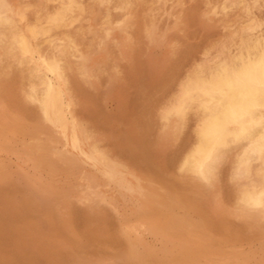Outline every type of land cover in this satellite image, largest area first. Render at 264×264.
Here are the masks:
<instances>
[{"label":"rangeland","instance_id":"374dc122","mask_svg":"<svg viewBox=\"0 0 264 264\" xmlns=\"http://www.w3.org/2000/svg\"><path fill=\"white\" fill-rule=\"evenodd\" d=\"M26 0L25 2L26 3H30L32 6L30 8V10L34 9L36 6L35 5H38V3H40V0H30L28 1ZM33 1V2H32ZM38 1V3H37ZM80 5H81V11H79L75 17V19H73L69 24L66 25V27H62L60 28V33L63 34L60 35V33H56V36L55 37L58 39V38H66L64 39V43H67V42H71L70 44L75 46L76 49L78 50H75L73 53L75 54H71L70 57H69V63L67 64V67L65 69V72H64V76H65V79H68L66 80V83H68V92L70 94V97L71 99L76 102H74V113L78 119V121H80V123L83 125H86L84 126L85 129H89V131L86 129L87 133L89 134L90 137V140L94 139V141H90L92 143V145L94 146V148L99 151L101 154L105 155L107 158L109 159H115V160H118L120 159L121 162L124 160H126L125 162L127 163V159L129 160L128 163H131V165H133V167L137 170H139V167H143V166H146V167H151L152 163L153 162H157V160H160V161H163V158L165 160V158H167V151H164L163 148H160L159 147H156L155 149L154 148H150V144H149V141L151 140L150 137L153 135V131H152V127L154 126V123H159L162 122V120H164V110L165 108L168 106L167 103H169L170 99L169 98H172L173 95H175L176 91H177V87L178 85L180 84V81L181 83L183 81H186L187 80V77L188 75L190 76L191 75V72L192 74L193 73H198L200 72V68L202 67H206V65H211V64H214L216 63L217 61L220 60L221 58V54L219 52V50L221 49H225L229 52H233V50L235 51L237 45L241 42V40L243 38H245L244 36V33H242V31L244 30H247L248 28H250L251 26H258V28H261L262 30H253L254 32V35L255 36V31L256 32H262L264 31V3L262 0H254V2H252L253 0H241L239 3H237V1L235 0H209L210 2L208 3V0H149V1H144V0H140L139 1H136V0H129L131 1V3H129L127 5V8L125 7H122V5L120 4H123L122 2L124 0H110V3L109 5L106 7L105 4H103V2L101 1H98V0H78ZM119 1V2H118ZM121 1V2H120ZM132 1H135L136 3H132ZM143 1V2H142ZM167 1H169L170 3H168ZM202 1V2H201ZM204 1V2H203ZM214 1V2H213ZM218 1V2H217ZM220 1V2H219ZM88 2V3H87ZM91 4H90V3ZM99 2V3H97ZM151 2V4L149 5V3ZM156 2V3H155ZM172 2V3H171ZM197 2V3H196ZM201 2V3H200ZM217 2V3H215ZM244 2V4L242 3ZM251 2V3H250ZM87 3V4H86ZM95 5H92L94 4ZM115 8L117 9V11H115L116 9L113 8L114 6ZM116 3V4H115ZM147 5L145 6L144 5ZM148 3V4H147ZM202 5V6H200ZM233 6H231L230 5ZM260 3V4H259ZM97 4V5H96ZM103 4V5H102ZM133 4V5H132ZM138 4V5H137ZM141 4V6H140ZM156 4V5H155ZM187 4V5H186ZM208 4V5H207ZM228 4V5H227ZM34 5V6H33ZM131 5V6H130ZM144 5V6H143ZM161 5V7H160ZM192 5V6H191ZM212 5V6H210ZM244 5V6H243ZM247 5V6H246ZM255 5V6H254ZM263 5V6H262ZM84 6H86L84 8ZM88 6V7H87ZM91 6V7H89ZM111 6H113L111 8ZM129 6V7H128ZM132 6L134 9H132ZM154 6V7H153ZM166 6V7H165ZM174 6V7H173ZM196 6V7H194ZM197 6L199 8H197ZM206 6V8H205ZM217 6V7H216ZM230 6V7H229ZM234 6H235V9H234ZM239 6V7H238ZM260 6V7H259ZM51 9H52V6H50ZM83 7V9H82ZM110 7V8H109ZM117 7H121L120 8H117ZM140 7V8H139ZM146 7V8H145ZM152 7L155 9L153 11ZM168 7V8H167ZM179 7V8H178ZM191 7V8H190ZM250 7V8H249ZM94 8V9H93ZM97 8V9H96ZM101 8V10H100ZM103 8V9H102ZM123 8V9H122ZM190 10H189V9ZM194 8V9H193ZM197 8V10H195ZM208 8V9H207ZM210 8V9H209ZM214 8V9H213ZM225 8V9H224ZM233 8V10H231ZM241 12H240V10ZM257 8V10L255 9ZM263 8V9H262ZM86 9V10H85ZM89 9V10H88ZM100 11H99V10ZM125 9V10H124ZM137 9V11H136ZM142 9V10H141ZM151 9V10H150ZM173 9V10H171ZM176 9H178V11H176ZM221 9V10H220ZM110 10V12H109ZM112 10H113V13H112ZM189 10V11H187ZM194 10V11H192ZM202 10V12H201ZM205 10V11H204ZM207 10V11H206ZM224 10V11H223ZM237 10V11H236ZM90 11V12H89ZM92 11V12H91ZM102 11V13H101ZM123 11V12H122ZM128 11V12H127ZM160 11V12H159ZM166 11V12H165ZM173 11V12H172ZM210 11V12H208ZM231 11V12H230ZM252 11V12H251ZM83 12V13H82ZM84 12H85V15H84ZM98 12V13H97ZM127 12V13H126ZM181 12V13H180ZM191 12V13H189ZM193 12V14H192ZM197 14H196V13ZM199 12V13H198ZM206 12V13H205ZM214 14V15H209V14ZM222 14H221V13ZM230 12V13H229ZM258 12V13H257ZM32 12H30L29 16L31 17ZM82 13V15H80ZM87 13V14H86ZM111 13V14H110ZM116 13V14H115ZM124 13V14H123ZM139 13V14H138ZM142 13V14H141ZM154 13V14H152ZM162 13V14H161ZM173 13V14H172ZM177 13V14H176ZM180 13V14H179ZM189 13V14H188ZM218 15H217V14ZM223 13H225V15L223 16ZM232 13V14H231ZM243 13V15H242ZM108 14V15H107ZM110 14V16H109ZM122 16H120V15ZM127 14V15H126ZM150 14V15H148ZM172 14V15H171ZM182 14V15H181ZM226 14L229 16H226ZM98 15V16H97ZM104 15V16H103ZM144 15V16H143ZM152 15V16H151ZM157 15V16H156ZM161 15V16H160ZM164 17H163V16ZM189 15V17H187ZM192 15H195V18L194 16L191 18L190 16ZM220 15V16H219ZM234 15V16H233ZM249 15V16H248ZM260 15V16H259ZM81 16V17H79ZM83 16H85L83 18ZM88 16V17H87ZM138 16V17H137ZM148 16V17H147ZM150 16V17H149ZM154 16V17H153ZM170 16V17H168ZM181 16V17H180ZM245 16H247V18H244ZM97 17L98 20H97ZM119 17V19H118ZM144 17V18H143ZM153 17V18H152ZM156 17V18H155ZM183 17V18H182ZM211 17V18H210ZM214 17V18H213ZM220 17V18H219ZM232 17V18H231ZM79 18V19H78ZM83 18V19H82ZM88 20H87V19ZM90 18V19H89ZM109 18V22H106L105 20ZM129 18V19H128ZM135 18V19H134ZM152 20H151V19ZM158 18V19H157ZM169 18V19H168ZM174 18V19H173ZM177 18V20H176ZM185 18V19H184ZM194 19L192 20L193 22H191V20L189 19ZM201 18V19H199ZM203 18V19H202ZM207 18V19H206ZM219 18V19H218ZM228 18L230 20H228ZM100 19V20H99ZM104 20V24L103 25V20ZM122 19V20H121ZM146 19V20H145ZM205 19V20H204ZM226 19V20H225ZM83 20V21H82ZM121 20V21H120ZM133 20V21H131ZM138 20V21H137ZM142 20V21H141ZM155 22H154V21ZM158 20V21H157ZM160 20V21H159ZM163 20V21H162ZM170 20V21H169ZM189 20V21H188ZM198 20V21H197ZM220 20V21H219ZM222 20V21H221ZM231 20H232V24H231ZM234 20V21H233ZM238 20V21H237ZM263 20V21H262ZM81 21V22H80ZM87 23H85V22ZM99 21V23L97 24V22ZM120 21V23H119ZM140 21V22H139ZM147 21V22H146ZM172 21V22H171ZM197 21V23H196ZM201 21V22H200ZM229 21V22H228ZM237 21V22H236ZM248 21H250L248 24H246ZM251 21L253 22V24L251 23ZM262 21V23H261ZM92 22V23H91ZM116 25H114V23ZM117 22V23H116ZM134 22V23H133ZM167 22V23H166ZM195 22V24H194ZM227 22V24H226ZM82 23V25H81ZM109 26H108V24ZM112 23V24H111ZM131 23V24H130ZM133 23V24H132ZM159 23V24H158ZM163 23V24H162ZM169 23H172L169 24ZM189 23H191V25H189ZM199 23V24H198ZM216 23V24H215ZM237 23V25H236ZM245 25H243V24ZM255 23V24H254ZM119 24V25H118ZM139 24V25H137ZM142 24V25H141ZM179 24V25H178ZM181 24V25H180ZM197 24V25H196ZM207 24V25H206ZM219 24V25H218ZM234 24V26H233ZM263 24V25H262ZM81 25V26H80ZM88 25V26H87ZM97 25V26H96ZM100 25V26H99ZM111 25V26H110ZM114 25V26H113ZM137 25V26H136ZM144 25V26H143ZM159 25V26H158ZM171 25V26H170ZM210 25V27H209ZM229 25V26H228ZM67 26L69 27V30L67 28ZM126 26V27H125ZM167 26V27H166ZM177 26H178V29H177ZM194 26V27H193ZM202 26V27H201ZM205 26V27H204ZM208 26V27H207ZM236 26V27H235ZM242 26V28H241ZM83 27V28H82ZM137 27V28H135ZM139 27V28H138ZM141 27V28H140ZM144 27L146 29H144ZM148 27V28H147ZM153 27V28H152ZM180 27V28H179ZM212 27V28H211ZM241 29H240V28ZM245 27V28H244ZM85 28V29H84ZM87 28V29H86ZM105 28V29H104ZM111 30H110V29ZM114 28V29H113ZM119 28V30L117 29ZM129 28V29H128ZM206 28V29H204ZM208 28V29H207ZM226 28V29H225ZM228 28V29H227ZM237 28V29H236ZM61 29L63 32H61ZM84 29V30H83ZM92 29V30H91ZM99 29V30H97ZM122 29H124L122 31ZM138 29V30H137ZM143 29V31H142ZM163 29V30H162ZM174 29V30H173ZM181 29V30H180ZM203 29V30H202ZM216 29V30H214ZM224 29V30H223ZM232 29V30H231ZM73 30V31H71ZM116 32H115V31ZM133 33H132V31ZM141 32H137V31ZM176 30V31H175ZM179 30V31H178ZM193 30V31H192ZM195 30V31H194ZM210 30V32H209ZM229 30V31H228ZM236 30V31H235ZM65 31H69V34L68 32L66 33ZM79 31V33H78ZM85 31V32H83ZM113 31V33H112ZM122 31V32H121ZM128 31V32H127ZM168 31V33L166 32ZM173 33H172V32ZM183 31V32H182ZM214 31V32H213ZM220 31V32H219ZM228 31V32H227ZM231 31V32H230ZM233 31V32H232ZM241 33H240V32ZM82 32L84 34H82ZM112 34H111V33ZM124 32V33H123ZM129 32H131L132 34H130ZM136 32V33H135ZM156 32V34L154 33ZM171 32V33H169ZM201 32V33H200ZM207 32V33H206ZM213 32V33H212ZM215 32H217V34H215ZM236 34H235V33ZM66 33V34H65ZM71 33V34H70ZM78 33V35H77ZM89 33V34H88ZM94 33L95 35L98 34V36H91L90 34ZM110 33V34H109ZM135 33V34H134ZM167 33V34H166ZM189 33V34H188ZM195 33V34H194ZM204 33V34H203ZM238 33V34H237ZM240 33V34H239ZM73 34V35H72ZM75 34V35H74ZM84 35V36H81L80 35ZM109 34V35H108ZM117 37H114L116 36ZM130 34V35H129ZM137 34V35H136ZM140 34V35H139ZM168 36H166V35ZM174 34V35H173ZM178 36H175L177 35ZM183 34V35H182ZM222 34V36H221ZM224 34V35H223ZM70 35V36H69ZM131 36V38L129 36ZM135 35V36H134ZM200 35V36H199ZM218 35V36H217ZM230 35V36H229ZM232 35V37H231ZM74 36V38H73ZM76 36V37H75ZM102 36V37H101ZM107 36V37H106ZM134 36V37H133ZM144 36V37H143ZM146 36V38H145ZM173 36V37H172ZM208 36V39L207 37ZM86 37V38H85ZM89 37V38H87ZM92 37V38H91ZM109 37V38H108ZM128 39H127V38ZM142 38L141 40H139L138 38ZM155 37V38H154ZM188 37V38H187ZM195 39H194V38ZM211 39H210V38ZM217 37V40L216 38ZM231 37V38H230ZM236 37V38H235ZM68 38V39H67ZM73 38V39H72ZM85 38V39H83ZM94 38H95V41H94ZM120 38V39H119ZM125 38V39H124ZM144 38V39H143ZM151 38V39H150ZM164 38V39H163ZM167 38V39H165ZM180 38V39H179ZM184 38V39H183ZM186 38V39H185ZM220 38V39H218ZM61 39V40H63ZM100 39V41H99ZM105 39V40H104ZM117 39V41H116ZM133 39V40H132ZM137 39V40H136ZM161 39V40H160ZM224 39V40H223ZM240 39V40H239ZM66 40V41H65ZM88 40V41H87ZM128 40V41H126ZM139 40V41H138ZM146 40V41H145ZM164 40V41H163ZM170 40V41H169ZM190 40V41H189ZM216 40V41H215ZM76 41V43H75ZM79 41V42H78ZM94 41V42H93ZM117 43L115 44L114 43ZM133 41V42H132ZM148 41L150 43H148ZM153 43H152V42ZM160 41V42H158ZM166 41V44L164 43ZM186 41V42H185ZM212 41V42H211ZM233 41V42H231ZM238 41V42H236ZM73 42V43H72ZM85 42V43H83ZM101 42V43H100ZM103 42V43H102ZM127 42V43H126ZM130 42V43H128ZM137 42V44H136ZM157 44H156V43ZM180 42V44H179ZM190 42V43H188ZM192 42V43H191ZM216 42V43H214ZM218 42V43H217ZM226 42V43H225ZM81 43V44H80ZM90 43V44H89ZM140 43V45H139ZM183 43V44H182ZM188 43V45H187ZM228 43V44H227ZM77 44V45H76ZM79 44V45H78ZM88 44V45H87ZM102 44V45H101ZM122 45L120 47V45ZM124 44H126V48L124 47ZM150 44V46L148 45ZM168 44V45H167ZM172 44V45H170ZM209 44V45H208ZM81 45V46H80ZM95 47H94V46ZM97 45V46H96ZM101 45V46H100ZM130 45V46H129ZM137 45V46H136ZM178 45V46H177ZM182 46L183 47H179V46ZM185 45V46H184ZM193 45V46H192ZM203 45V46H202ZM78 46H80L78 48ZM147 46V47H145ZM156 46V47H155ZM158 46V47H157ZM164 46V48L162 47ZM169 46V47H168ZM214 46V47H212ZM217 48H216V47ZM229 46V47H228ZM236 46V47H235ZM44 49L46 51V53H48L49 51L51 52V50L49 49L48 46L44 45L43 46ZM87 49H86V48ZM103 47V48H102ZM117 47V49H116ZM119 47V48H118ZM138 49H137V48ZM172 47V48H170ZM204 47V48H203ZM219 47V48H218ZM48 48V49H47ZM80 48H82L81 50V53H80ZM89 48V50H88ZM95 48V50L93 49ZM98 48V50H97ZM102 48V49H101ZM110 48V49H109ZM134 48V49H133ZM148 48V49H147ZM174 48V49H173ZM177 48V49H176ZM181 48V49H180ZM184 48V49H183ZM197 50V51H194V49ZM214 48V49H213ZM221 48V49H220ZM109 51H108V50ZM115 49V50H113ZM152 49V50H151ZM172 49V50H171ZM207 49V50H205ZM86 50L88 52H86ZM97 50V51H96ZM102 50V51H101ZM113 50V51H112ZM119 50V51H118ZM146 50V51H145ZM163 50V51H162ZM171 50V51H170ZM177 50V51H176ZM179 50V51H178ZM200 50V51H199ZM204 52H203V51ZM72 51V50H71ZM92 51V52H91ZM117 52L116 55H114V53L112 52ZM122 51V52H121ZM124 51V52H123ZM131 51V52H130ZM134 51V52H133ZM168 51V53H167ZM211 53H210V52ZM49 52V53H50ZM88 53L87 55L85 54ZM103 52V53H102ZM111 52V53H110ZM120 54H119V53ZM133 52V53H132ZM136 52V53H135ZM176 52H179L180 54H177ZM203 52V53H201ZM208 52V53H206ZM48 53V54H49ZM83 53V55H82ZM96 53V54H95ZM108 53V54H107ZM124 53H126L124 55ZM130 53V54H129ZM132 53V55H131ZM164 53V54H163ZM176 53V54H175ZM195 53V54H194ZM214 53V54H213ZM52 54V53H50ZM49 54V55H50ZM85 54V55H84ZM128 54V55H127ZM139 54V55H138ZM166 54V55H165ZM182 54V55H181ZM189 54V56H188ZM89 55V56H88ZM135 55V56H133ZM144 55V56H143ZM164 57H163V56ZM200 55V56H199ZM202 55V56H201ZM210 55V56H209ZM73 58H72V57ZM101 56V57H100ZM127 56V57H126ZM172 56V57H171ZM77 57V59H76ZM83 57V58H82ZM85 57V59H84ZM86 57L88 59H86ZM108 57H111L108 58ZM116 57V58H115ZM119 57V58H118ZM158 57V58H157ZM167 57V58H165ZM191 59H190V58ZM199 57V58H197ZM201 57V59H200ZM92 60H91V59ZM113 58V59H112ZM118 58V59H117ZM124 58V59H123ZM126 58V59H125ZM181 58V59H180ZM196 58V59H195ZM76 62H75V60ZM109 61H108V60ZM129 59V60H128ZM177 59V60H176ZM199 59V60H197ZM71 60V62H70ZM79 60V61H77ZM81 60V61H80ZM87 60V61H86ZM89 60V61H88ZM96 60V61H95ZM107 60V61H106ZM113 60V61H112ZM122 60V61H121ZM124 60V61H123ZM128 60V61H126ZM136 62H135V61ZM157 60V61H156ZM170 60V61H169ZM176 60V61H175ZM1 61V59H0ZM84 61H86L84 63ZM99 61V62H98ZM132 61V62H130ZM142 61V62H141ZM195 61V62H194ZM113 64H111V63ZM122 62V63H121ZM128 62V63H127ZM134 62V63H133ZM169 62V63H168ZM171 62H174V63H171ZM176 62V63H175ZM185 62V63H184ZM78 63V65H76ZM81 63V64H80ZM102 63V64H100ZM108 63L107 65H104ZM119 63V64H118ZM121 63V64H120ZM125 63V64H124ZM130 63V64H129ZM167 63V64H166ZM71 64V65H70ZM74 64V65H73ZM97 64V65H95ZM98 64H99V67H98ZM115 64L117 65V67L115 66ZM132 64H134L132 66ZM159 64V65H158ZM169 64V65H168ZM95 65V66H94ZM171 65V66H170ZM16 65H13L11 64V68L10 65H6L5 67H0V127L2 128L1 132H2V136H1V140H0V190H2V192L0 191V199L3 198V197H6L3 198L5 199L4 203H3V200L1 199V202H0V215L3 217H0V229L2 231H4L3 229H7L8 232H10L9 235H12L11 236H8V232H2L0 230V238H1V241H0V254H1V257L5 259V261H3L2 263L3 264H63L64 262H66L67 264H79V262L81 261L80 264H85L86 262H89V263H86V264H133V263H130L131 260H129L127 258V255H126V245L124 244V242L122 240H120V237H119V231H120V228H121V225L122 223H124L125 221H127V218L128 216L130 215L131 216V211H132V207L131 206H135L136 205V200L135 198L131 197V198H124L123 196V193H122V190L120 188H118V186L115 184V183H112V182H109L107 181V177L103 174V172L101 171V168H99V166L97 165H94L96 167H87V164H83L79 162H73V161H70L68 160L67 158L69 156H72L70 155L68 152H67V147H65L66 145L63 143L64 140L61 139L60 137H58L56 135L55 132L52 131V129H50V125L41 119V116L40 114L38 113V108H37V105L35 106L34 103H32L28 98H27V95H26V88H25V84L23 82V84L21 83L20 85V82L23 81L24 77H25V73H27L25 70L22 71V69H16L15 68ZM74 66V67H73ZM77 66V67H76ZM92 66V67H91ZM101 66V69H99ZM107 66V67H106ZM119 66V67H118ZM125 68H123V67ZM127 66V67H126ZM135 67V69H132ZM169 66V67H168ZM188 66V67H187ZM10 67V68H9ZM18 67V66H17ZM78 69H76V68ZM81 67V68H79ZM96 67V68H95ZM108 67H109V70H108ZM121 67V68H120ZM89 68V69H88ZM95 68V69H94ZM119 69V73H118V69ZM181 68V69H180ZM195 68V69H194ZM2 69V70H1ZM15 69V70H14ZM72 69V71H71ZM94 69V70H93ZM98 69V70H97ZM117 69V70H116ZM124 69V70H123ZM176 69V70H175ZM191 69V71H190ZM193 69V70H192ZM198 69V70H197ZM7 70V71H6ZM67 70V71H66ZM76 70V71H75ZM92 70V71H91ZM100 70V71H99ZM101 70L103 71L101 73ZM107 70V71H106ZM114 70V71H112ZM121 70V71H120ZM127 70H129L130 72H128ZM132 70V71H131ZM186 70V71H185ZM4 71V72H3ZM11 71L12 74H9ZM22 71V72H21ZM90 71V72H89ZM116 71V72H115ZM165 71V72H164ZM7 72V73H6ZM72 72V73H71ZM83 72V73H82ZM88 72V74H87ZM101 75H100V73ZM178 72L180 74H178ZM188 74H187V73ZM3 73V74H2ZM20 73V74H19ZM77 73V74H76ZM93 75H91V74ZM97 73V74H96ZM116 73V75H115ZM125 73V74H124ZM162 73V74H161ZM183 73V74H182ZM8 74V77L7 75ZM16 75L15 77H17L16 79H14V75ZM19 74V75H18ZM23 74V75H22ZM81 74V75H79ZM106 74V75H105ZM111 75L109 77V75ZM161 74V75H160ZM6 75V76H5ZM12 75V76H10ZM122 75V76H121ZM134 75V76H133ZM76 76V77H75ZM81 76V77H80ZM83 76V78H82ZM96 76V77H94ZM124 76V77H123ZM161 76V77H160ZM183 76V78H182ZM187 76V77H186ZM23 77V78H21ZM80 77V79H79ZM101 77L103 79H101ZM106 77V78H105ZM121 80H120V78ZM145 77V78H143ZM163 77V78H162ZM8 78V80L6 79ZM10 78V79H9ZM20 78V79H19ZM76 78V79H75ZM119 78V79H118ZM147 78V79H146ZM162 78V79H161ZM182 78V79H181ZM83 79V80H82ZM94 79V80H93ZM97 79V80H96ZM184 79V80H183ZM84 81V82H81ZM151 82H150V81ZM171 80V81H170ZM5 81V82H4ZM71 81V82H70ZM99 81V83H97ZM135 81V82H134ZM149 81V82H148ZM163 81V82H162ZM170 81V82H169ZM12 82V83H11ZM14 82V83H13ZM138 82V83H137ZM145 82V84L143 83ZM154 82V84H153ZM179 82V83H178ZM11 83V84H10ZM19 83V84H18ZM77 83V84H76ZM152 83V85H151ZM178 83V84H177ZM4 86H3V85ZM86 84V85H85ZM93 84V85H92ZM137 84V87L136 89H140V87H143L139 90L140 92L138 91H135V86ZM139 84V85H138ZM143 84V85H142ZM2 85V87H1ZM72 85V86H71ZM79 85V86H78ZM91 85V86H90ZM99 85V86H98ZM150 85V88H148V86ZM10 86V87H9ZM18 86V88L16 87ZM20 86V87H19ZM146 86H147V89H146ZM164 86V87H163ZM177 86V87H176ZM5 87V88H4ZM8 87V89H7ZM70 87V88H69ZM75 87V88H74ZM88 87V88H87ZM90 87H92L90 89ZM166 87V88H165ZM171 87V88H170ZM174 87V88H173ZM5 89V93L3 92V90ZM73 88H74V91H73ZM152 88V89H151ZM155 88V89H154ZM158 88V89H156ZM165 88V90H164ZM12 89V90H10ZM17 89V90H16ZM162 89V90H161ZM176 91H175V90ZM25 90V91H24ZM70 90V91H69ZM145 92H144V91ZM154 90L157 92H153ZM158 90V91H157ZM80 91V92H79ZM86 91V92H85ZM151 91V92H150ZM171 91V92H170ZM13 92V94H12ZM71 92V93H70ZM84 92V93H83ZM161 94L159 95L158 94ZM161 92V93H160ZM24 93V95H23ZM150 93V94H149ZM162 93L164 96H162ZM168 93V94H167ZM170 93V95H169ZM173 93V95H172ZM5 94V95H4ZM72 94V95H71ZM87 94V95H86ZM140 94V95H139ZM145 94V95H144ZM152 94V96H151ZM166 94V95H165ZM10 95V96H9ZM74 95V96H73ZM139 97H138V96ZM158 96V98L156 96ZM9 96V97H8ZM73 96V98H72ZM77 96V97H76ZM144 96V97H143ZM162 96V97H161ZM169 96V97H168ZM2 97V98H1ZM9 99H8V98ZM14 97V98H13ZM15 97L17 98V101H15ZM76 97V98H75ZM135 97V98H133ZM137 97L139 98V100L137 99ZM143 97L144 100H141ZM146 97V98H145ZM154 97V98H153ZM4 98V99H3ZM12 98V99H11ZM149 98V99H148ZM152 98V100L150 101V99ZM157 98V100H156ZM162 98H165V99H162ZM78 101H77V100ZM84 99H85V102H84ZM88 99V100H87ZM147 99V103L144 102L145 100ZM160 99V100H159ZM2 100L4 101L2 102ZM23 100V101H22ZM26 100V102H25ZM127 100V101H125ZM135 101L134 103L132 102L131 104V101ZM162 100V102H161ZM167 100V101H165ZM15 101V102H14ZM20 101V102H19ZM81 101H83L85 104H83ZM140 101V102H139ZM7 102V103H6ZM13 102V103H12ZM130 104H129V103ZM143 102V103H142ZM155 104H154V103ZM161 102V103H159ZM24 103V104H23ZM127 103V104H126ZM139 103V104H137ZM140 103L143 104V107L141 106L140 107ZM18 104V105H17ZM83 104V105H82ZM126 104V105H125ZM166 104V105H165ZM17 105V106H16ZM29 105V106H27ZM32 105V106H30ZM82 107H81V106ZM131 105V106H130ZM135 105V106H134ZM147 106V109L144 110L145 106ZM156 105V106H155ZM161 105V106H160ZM5 108H4V107ZM7 106H9L8 108H6ZM127 106V110L126 107ZM134 106V107H133ZM150 106V107H149ZM161 108H160V107ZM28 107V108H27ZM31 107V108H30ZM79 107V108H77ZM122 107V108H121ZM125 107V109H124ZM14 108V109H13ZM17 110H16V109ZM36 108V110H35ZM121 108V109H120ZM132 108V110H131ZM143 108V109H141ZM149 108V109H148ZM157 108V109H156ZM31 109V110H30ZM78 109V110H77ZM89 109V110H88ZM136 109V111H135ZM144 111L145 113L142 115V111ZM155 109V110H154ZM160 109V110H158ZM3 110V111H2ZM8 112V114L4 111ZM9 110V111H8ZM15 112V114H13V112ZM26 110V111H25ZM149 110V111H147ZM18 111V112H17ZM22 111V112H21ZM89 111V112H87ZM127 111V112H126ZM130 111V112H128ZM135 113H133V112ZM160 113H158V112ZM31 112V114H30ZM91 112V113H90ZM132 112V113H131ZM139 112V113H138ZM151 112V114L149 113ZM29 114V116H27V114ZM78 113H80L78 115ZM93 113V114H92ZM95 113V114H94ZM122 113V114H121ZM129 113V114H127ZM138 113V114H137ZM8 116L9 118H7L6 116ZM20 114V116H19ZM34 114V115H33ZM36 114V115H35ZM85 114V115H84ZM90 114V115H89ZM121 114V115H120ZM134 114V115H132ZM137 114V115H136ZM156 114V116L154 117V115ZM78 115V116H77ZM94 115V116H93ZM117 115V116H116ZM126 115V116H125ZM129 115V116H128ZM132 115V116H131ZM148 115H151L152 117L148 116ZM161 115V116H160ZM5 118H4V117ZM80 116V117H79ZM85 116V117H84ZM137 116V117H136ZM140 116V117H139ZM144 116V117H143ZM89 117V118H88ZM94 117V118H93ZM136 117V118H134ZM139 117V118H138ZM147 117V118H146ZM150 119H149V118ZM22 121H21V119ZM33 120L32 123H31V119ZM133 118V119H132ZM27 119V120H26ZM87 119V120H86ZM95 119V120H93ZM97 119H98V123H97ZM104 119V120H103ZM141 119H142V122H141ZM161 119V120H160ZM8 120V121H7ZM30 120V121H28ZM92 120V121H91ZM135 120V121H134ZM11 121V122H10ZM37 121H40L37 122ZM82 121V122H81ZM94 121V122H93ZM132 121V122H131ZM137 121V122H136ZM140 121V122H139ZM148 122V125H147V122ZM151 121V122H149ZM6 122V123H5ZM21 122V123H20ZM27 124H25V123ZM36 122V123H35ZM134 122V123H133ZM139 122V124H138ZM18 123V124H17ZM92 123V124H91ZM95 126H94V124ZM102 123V124H101ZM25 124V125H24ZM29 124V125H28ZM32 124V125H31ZM37 124V125H35ZM44 124V125H42ZM100 124V125H99ZM111 124V127H108L110 126ZM114 124V125H113ZM137 124V125H136ZM141 124H143L141 127H139ZM4 125V126H3ZM28 127H27V126ZM91 125L93 127H91ZM106 125V126H105ZM146 125V126H144ZM41 128H39V127ZM49 126V127H48ZM98 126V127H97ZM116 126V127H115ZM132 126V127H131ZM23 127V128H22ZM143 127V128H142ZM145 127V128H144ZM10 128V130H9ZM29 128H30V131H29ZM35 128V129H33ZM37 128V129H36ZM47 128V129H46ZM100 128V129H99ZM129 128V129H128ZM133 128V129H132ZM142 128V129H141ZM15 129V130H14ZM44 129V130H43ZM49 129V130H48ZM92 129L94 132L95 135H91L93 134L92 132ZM95 129V130H94ZM97 129V131H96ZM108 129V130H107ZM138 131H135L137 130ZM146 129V130H145ZM20 130V132H19ZM25 132H24V131ZM36 130V131H35ZM43 130V131H42ZM102 130V131H101ZM114 130V131H113ZM116 130V131H115ZM126 130V131H125ZM129 130V131H127ZM6 131V132H5ZM11 131V132H10ZM29 131V132H28ZM32 131V132H31ZM41 131V132H40ZM45 131V132H44ZM49 131V133L47 134V132ZM92 133H91V132ZM106 131V132H104ZM108 131V132H107ZM131 131V134L130 133H126V132H130ZM142 131V132H141ZM144 131H145V134H144ZM4 132V133H3ZM31 132V134H30ZM100 132V133H99ZM135 134H133V133ZM137 132V133H136ZM147 132V133H146ZM103 133V134H102ZM123 133V134H122ZM27 134L29 136H27ZM36 134V135H34ZM51 134V135H50ZM111 134V135H110ZM125 134V135H124ZM137 134V135H136ZM143 134V135H142ZM12 135V137H11ZM17 135V136H16ZM23 135V136H21ZM25 135V138H23ZM39 135V136H38ZM47 135V137H46ZM53 135V136H52ZM54 135H56L54 137ZM117 135V136H116ZM132 135H135L133 136L132 138ZM146 135V137H145ZM33 136V137H32ZM38 136V137H37ZM41 136V138H40ZM99 136V137H98ZM130 136V137H129ZM3 137V138H2ZM26 137H29V138H26ZM45 137V138H44ZM59 138V141H61V143H59L58 139ZM105 137V138H104ZM128 139H127V138ZM135 137V138H134ZM12 138V139H10ZM17 138V139H16ZM38 138V139H37ZM99 138V140H98ZM31 139V141H30ZM48 139H51L50 141ZM145 139V140H144ZM3 140V142H2ZM19 140V141H17ZM27 140V141H26ZM46 140V141H45ZM55 140V141H54ZM125 140V141H124ZM130 140V141H129ZM133 140V141H132ZM135 140V141H134ZM138 142H137V141ZM141 140V141H140ZM6 141H7V144H6ZM22 141V142H21ZM100 143H99V142ZM135 143L134 147H133V143ZM140 141V143H139ZM144 141V142H143ZM30 142V143H29ZM34 142V143H33ZM45 142V143H44ZM55 142V144H54ZM125 142V143H124ZM6 145H5V144ZM21 143V144H20ZM36 143V144H35ZM122 143V144H121ZM137 143V144H136ZM147 143V144H146ZM34 144V145H32ZM46 144V145H45ZM53 144V145H52ZM59 144V145H57ZM19 145V147H18ZM25 145H29V146H32L33 148L36 149V152H35V156H36V160L38 161V163L40 164V167L38 169H35V168H32L30 162L28 161H25L24 160V154H23V151H24V147ZM120 145V146H119ZM123 145V147H121ZM127 145V147L125 146ZM137 145V147H136ZM147 145V146H146ZM11 146V147H10ZM41 148H40V147ZM45 146V148H44ZM50 146V147H49ZM57 146V147H56ZM139 146V148H138ZM23 147V148H22ZM98 147V148H96ZM114 147V148H112ZM117 147V148H116ZM119 147H121L119 149ZM136 147V148H135ZM65 148V150H64ZM128 148V149H126ZM47 149V150H46ZM58 149H59V152H58ZM62 149V150H61ZM109 149V150H108ZM146 149V150H145ZM16 150V151H15ZM42 150V151H41ZM54 150V151H52ZM108 150V151H107ZM117 153H116V151ZM121 152H119V151ZM126 152H125V151ZM135 152H133V151ZM139 150V151H138ZM142 150V151H141ZM149 152H148V151ZM20 154H19V152ZM38 151V152H37ZM57 151V152H56ZM104 151V152H103ZM132 152V154L130 152ZM155 151H158L160 154H155L154 152ZM163 151V152H162ZM46 152V153H45ZM106 152V153H105ZM124 152L126 154H124ZM129 152V153H128ZM165 152V153H164ZM4 153V154H3ZM6 153V154H5ZM39 155H38V154ZM48 153V155H47ZM56 153V154H55ZM65 153V154H64ZM111 154L110 156L107 155V154ZM139 153H141L139 155ZM149 155H148V154ZM154 153V154H153ZM162 153L163 154V158H162ZM12 154V155H11ZM118 155V156H115V155ZM135 154V155H133ZM138 154V155H137ZM8 155V156H7ZM10 155V156H9ZM61 157H59V156ZM121 155V156H120ZM129 155V156H128ZM131 155V156H130ZM142 155V156H141ZM157 155V159H156V156ZM166 155V156H165ZM7 156V158H5ZM21 156V157H20ZM52 156V157H51ZM123 156L124 158L126 159H123ZM128 156V157H127ZM137 157L138 160L133 157ZM148 156V157H147ZM152 156V157H151ZM41 157V158H40ZM51 157V158H50ZM58 157V158H57ZM113 157V158H112ZM146 157V158H145ZM154 157V159H153ZM2 158V159H1ZM5 158V159H4ZM23 158V159H22ZM57 158V160H56ZM118 158V159H117ZM123 160H122V159ZM40 159V160H39ZM132 159V160H131ZM145 161H143V160ZM2 160V161H1ZM16 160V161H15ZM43 162H42V161ZM52 160V161H51ZM60 160V161H59ZM142 160V161H140ZM150 160V161H148ZM7 161V162H6ZM23 161L24 164L22 163ZM73 162V163H69V162ZM119 161V160H118ZM138 161V162H137ZM12 162V163H11ZM17 162V163H16ZM50 162V163H49ZM54 162V163H53ZM61 162V163H60ZM68 162V163H66ZM120 162V161H119ZM122 162V163H123ZM141 164V166H137V163ZM152 162V163H151ZM66 163V165H65ZM150 163V164H149ZM11 164L10 166H12V168L8 165ZM16 164V165H15ZM18 164V165H17ZM29 164V165H28ZM138 164V165H139ZM146 164V165H145ZM24 167H23V166ZM28 165V166H26ZM76 165V166H75ZM30 166V168H29ZM50 166V167H49ZM55 166V168L53 167ZM59 166V167H57ZM7 169H6V168ZM17 167V168H16ZM57 167V168H56ZM65 167V169H64ZM24 168V170H23ZM28 168V169H27ZM44 168V169H43ZM52 168V169H51ZM73 168V169H72ZM76 168V169H75ZM83 168H85V170H83ZM87 168V169H86ZM94 168V169H93ZM52 171H51V170ZM63 169V170H62ZM72 169V170H71ZM80 169V170H79ZM91 169L93 172H91ZM96 169V170H95ZM3 170V171H2ZM16 172H13L15 171ZM38 172H37V171ZM49 170V171H48ZM67 170H70V171H67ZM78 170V171H77ZM82 170V171H81ZM3 173H2V172ZM9 171V172H8ZM30 171V172H29ZM42 171H45V177L43 178L44 176V172H41ZM74 171V172H73ZM81 171V172H80ZM90 171V172H88ZM98 171V172H97ZM101 171V172H100ZM12 172V173H11ZM34 172V173H33ZM69 172V173H68ZM7 173V174H6ZM26 173V174H25ZM36 173V174H35ZM71 173V175H70ZM77 173V174H76ZM79 173V174H78ZM82 173H84V176ZM87 173V174H86ZM90 173V174H89ZM95 173V174H94ZM99 173V174H98ZM6 174V175H5ZM9 174V175H8ZM53 174V175H52ZM76 174V175H75ZM98 176H97V175ZM15 175V176H13ZM37 175V176H36ZM43 175V176H42ZM67 175V177H66ZM96 175V176H95ZM13 176V177H12ZM29 176V177H27ZM57 176V177H56ZM91 176V177H89ZM101 176V177H100ZM9 177V179H8ZM17 177V178H15ZM84 177V179H82ZM3 182H2V180ZM23 178V179H22ZM49 178V179H47ZM55 178V180H54ZM75 180H74V179ZM79 178H80V181H79ZM91 178V180H90ZM99 178V179H98ZM104 178V179H103ZM230 178V172H226L225 174V179L223 181V184L221 185L222 188H220V190L216 193V191H213L212 193H206L205 190L202 188V187H196L193 188L192 187H189L187 186L185 188V191L183 192L184 194V197H189V199L187 200L185 198V202L188 204V206L190 207L189 209V213H188V217L193 219L195 218L199 212L202 211V209L204 210L205 212V215L208 216L207 219L210 221V227H208V234H209V237L212 239L213 241V245H212V248L209 250V251H198V252H195V253H198V254H194L192 252L193 255L187 260L188 262L187 263H184V264H199V262L201 264H264V218L263 217H260L261 216V212L259 211H256V212H252L250 214H248V217L246 215L244 216H241V215H236L235 218H234V215L235 214H227L225 215L224 217H222V221L221 222H218L216 221L217 220V217H216V214H217V210H218V207L220 206L219 205V201L218 199L220 198L221 199V203H227V205L230 204V206H227V207H236L238 208V206L241 207V204L239 201H236V198L235 196H237L239 190L236 186V184H232L230 183L228 180ZM8 181H7V180ZM26 179L29 183H26L27 181L24 180ZM37 179V181H36ZM46 179V180H45ZM62 179V181H60ZM72 181H70V180ZM97 179V180H96ZM39 180L41 182H39ZM43 180V181H42ZM47 180H50V181H47ZM54 180V181H53ZM101 180V181H99ZM169 179H167V181L165 180V183L169 186H171V183L168 181ZM7 181V182H5ZM19 181V182H18ZM21 181V182H20ZM26 181V182H24ZM85 181V182H84ZM36 182V184H35ZM48 182V183H47ZM76 182V183H75ZM93 182V185L92 183ZM100 182V183H99ZM104 182H107L104 184V187H103V183ZM6 185H5V184ZM20 185H18V184ZM25 184L26 188L28 187L30 189H25L24 185L22 184ZM64 184V185H61V184ZM67 183V184H66ZM73 183V184H72ZM84 183V184H83ZM87 183H90V184H87ZM109 183V184H108ZM53 184V185H51ZM84 186H83V185ZM98 186H97V185ZM228 184V185H227ZM5 186L7 188V190L9 191L7 193V196H6V192L7 190L5 191L4 189V194L3 195V186ZM9 185V186H8ZM34 185V186H33ZM58 185V186H57ZM61 185V187H60ZM69 185V186H68ZM97 187H96V186ZM2 186V187H1ZM78 186V188H77ZM90 186V187H89ZM92 186V189H90ZM95 186V188H94ZM113 186V187H112ZM236 186V187H235ZM35 191H34V189ZM70 189V191L67 189ZM71 187V188H70ZM73 187V188H72ZM87 187V188H86ZM103 187V188H102ZM106 187V188H105ZM109 187V188H108ZM117 187V188H115ZM190 188V191H189V188ZM36 188H38V190H36ZM82 188V189H81ZM85 188V189H83ZM90 190H89V189ZM105 188V189H104ZM112 188V189H111ZM188 188V189H187ZM192 188V189H191ZM11 189V190H9ZM24 189L26 190V192L24 191ZM33 189V190H31ZM42 191H40V190ZM64 189V190H63ZM73 189V190H72ZM102 189V190H101ZM104 189V190H103ZM109 189V191L107 190ZM20 190V191H19ZM67 190V191H66ZM85 193H84V191ZM236 190V192H235ZM19 191V193H18ZM24 191V192H23ZM34 191V193H33ZM75 191V192H74ZM77 191V192H76ZM102 191V192H101ZM108 191V192H107ZM12 192V193H11ZM80 192V193H79ZM91 192V193H90ZM96 192H99L101 195L103 194V196L105 198H114L113 200H115L114 202L111 201L110 203H113V204H108L107 201H103L102 203L99 202L96 206L95 204L96 203H93V199L95 197V194ZM104 192V193H103ZM107 192V194H106ZM196 192V193H195ZM11 193V194H10ZM23 193H27L26 196H24L25 194ZM28 193H32V194H28ZM37 195H36V194ZM41 193V195L39 194ZM76 193V194H75ZM111 193V194H110ZM114 195H113V194ZM193 193V194H192ZM219 193V195H218ZM222 193V194H221ZM20 194V195H19ZM22 194V195H21ZM47 194V195H46ZM50 194V195H48ZM63 194V195H62ZM66 194V195H65ZM72 194V197L70 196ZM75 194V195H74ZM90 196H89V195ZM110 194V196H109ZM187 194V196H186ZM191 194V195H190ZM17 195V196H16ZM54 195V196H53ZM59 195V196H58ZM65 195V196H64ZM87 195V196H86ZM190 195V196H189ZM9 196V197H8ZM12 196V197H11ZM22 196H24V198H22ZM47 196V197H46ZM58 196V197H57ZM64 196V197H63ZM74 196V197H73ZM76 196V197H75ZM81 196V198L79 197ZM114 196V197H113ZM118 196V198H117ZM207 196V197H206ZM229 196V197H228ZM26 197V198H25ZM36 197H40V200L39 198H36ZM79 197V198H78ZM89 197V198H87ZM91 197V198H90ZM116 197V198H115ZM204 197V198H203ZM210 197V198H209ZM19 198V199H18ZM31 198V200H30ZM34 198V199H33ZM62 198V199H61ZM69 198V199H68ZM71 198V199H70ZM84 198V200H83ZM133 198V199H132ZM197 198V199H196ZM209 198V200H208ZM213 198V199H212ZM225 198V200H224ZM228 198V199H227ZM235 198V199H234ZM22 199V200H21ZM26 199V200H25ZM33 199V200H32ZM52 199V201L50 200ZM59 199V200H57ZM66 199V201H65ZM72 199L76 200V201H79V202H76V201H72ZM91 199V200H90ZM118 199V200H117ZM125 199L127 200V202L125 201ZM191 199V200H190ZM219 199V200H220ZM46 200H48V205H47V202ZM61 200V201H60ZM68 200V201H67ZM120 200V201H119ZM194 200V201H193ZM9 201L11 202V204L9 203ZM13 201V203H12ZM26 201H29L28 204L27 202L25 203ZM31 201V202H30ZM42 204H41V202ZM44 201V202H43ZM86 201V202H85ZM233 201V203H231ZM236 201V202H235ZM24 202V203H23ZM54 204H52V203ZM56 202V203H55ZM208 202V203H206ZM3 203V204H1ZM23 203V204H22ZM30 203V204H29ZM51 203V204H50ZM64 203V204H62ZM90 203V204H89ZM107 203V204H106ZM13 204V206H12ZM15 204L16 206L18 204V206H21V208H18L15 207ZM27 204V205H26ZM45 204V205H44ZM60 204V205H59ZM81 204H84V205H81ZM104 204V205H103ZM127 204V205H126ZM192 204V205H191ZM194 204V206H193ZM208 204V205H207ZM213 204V205H211ZM6 205V206H5ZM9 205H11L9 207ZM24 205V206H23ZM34 207H32V206ZM53 205V206H52ZM57 207L55 208L54 207ZM62 205V206H61ZM102 205L104 207H102ZM210 205V206H209ZM235 205V206H234ZM4 206V208H2ZM23 206V207H22ZM27 206V207H26ZM29 206V207H28ZM41 206V207H40ZM52 206V207H51ZM93 206V207H92ZM94 206H96L94 208ZM101 206V208H100ZM113 208H118L117 210L116 209H113ZM115 206V207H114ZM117 206V207H116ZM193 206V207H192ZM206 206H208L206 208ZM9 207V208H8ZM13 207V208H12ZM14 207L16 209H14ZM86 207V208H85ZM88 207V208H87ZM108 209H106V208ZM130 209H129V208ZM196 207V208H195ZM7 208V209H6ZM11 208V210H10ZM26 208V209H24ZM30 208L31 210L29 211ZM43 208V209H42ZM53 208V209H51ZM63 208H65L63 210ZM71 208V209H70ZM77 210L76 212L73 213V211L75 209ZM84 208L86 210H84ZM92 208V209H91ZM96 208L99 210H96ZM102 210V209H104ZM216 208V210H215ZM22 209V210H21ZM36 209V210H35ZM41 209V210H40ZM46 209V210H44ZM56 209H58L59 211H55ZM70 209V210H69ZM88 209H91V210H88ZM95 209V210H94ZM101 209V210H100ZM200 211H199V210ZM210 211H208V210ZM7 210V211H6ZM19 210V211H18ZM24 210H27L28 212H25ZM63 210V213H61ZM80 212H79V211ZM94 210V211H93ZM107 210H108V214H107ZM114 210V211H113ZM2 211V212H1ZM14 211V212H13ZM21 211V212H20ZM24 211V212H22ZM33 211V212H32ZM39 211V212H38ZM66 211V212H65ZM84 211V212H83ZM90 211H93V212H90ZM98 211V212H97ZM117 211V212H115ZM195 211H198L195 213ZM4 212H7V214H5ZM12 212V213H10ZM31 212H32V216L30 217L31 215ZM36 212V213H35ZM43 212V213H42ZM58 212V213H57ZM65 212V214H64ZM88 212V213H87ZM98 214H97V213ZM113 212V213H112ZM181 213V211H179ZM191 212V214H190ZM215 212V213H214ZM3 213V214H2ZM14 213V215H12ZM18 215H17V214ZM38 213V214H37ZM56 213V214H54ZM62 217L64 218H61V214ZM94 213V214H93ZM101 213V214H100ZM9 214V216H7ZM23 214H25L26 216H24ZM45 214V216H44ZM52 214V215H51ZM58 214V215H57ZM67 214V215H66ZM74 214V215H73ZM78 215V218H79V221L77 219H75V216ZM105 214V215H103ZM114 214V215H113ZM118 214H120V218L118 216ZM211 214H212V217L213 218H210L211 217ZM37 215L38 218H37ZM88 215V216H86ZM103 215V216H102ZM214 215V216H213ZM255 215H257V217H255ZM6 216V218H5ZM12 216V217H11ZM13 216H15V218L13 219ZM17 216V218H16ZM24 216V217H23ZM41 216V217H40ZM80 216V217H79ZM85 216V217H84ZM95 219L92 221V218ZM122 216H125L126 220L124 217ZM129 216V217H130ZM232 216V217H231ZM237 216H240V217H237ZM254 216V217H252ZM9 219H8V218ZM11 217V219H10ZM21 217V218H20ZM45 217V218H44ZM60 217V218H58ZM87 217L88 220H87ZM101 217V219H99ZM225 217H228L225 218ZM244 217V218H243ZM260 217V218H259ZM30 218L32 219L30 221ZM42 218V219H41ZM47 218V219H46ZM106 218V219H105ZM118 220H117V219ZM122 218V219H121ZM124 218V220H123ZM132 217L128 218L131 219ZM216 220H215V219ZM224 218V219H223ZM242 218V219H241ZM251 218L252 220H254L255 222H253L252 220L250 221ZM255 218V219H254ZM257 218V220H256ZM4 221H2V220ZM6 219H7V222H6ZM13 219V220H12ZM18 219V220H16ZM51 219V220H50ZM59 219V220H58ZM67 219V220H66ZM96 223L95 226L94 224L92 225L91 221ZM104 219V222H102ZM211 219V220H210ZM215 221H214V220ZM240 219V220H239ZM248 219V220H247ZM263 219V220H262ZM11 220V221H10ZM16 220V221H15ZM27 220V221H26ZM42 220V221H41ZM62 220V221H61ZM11 222V224L9 222ZM13 221H15V223H12ZM24 221V222H23ZM64 221V222H63ZM69 221V222H68ZM84 221V222H83ZM87 221H90V222H87ZM107 221V222H105ZM124 221V222H123ZM231 223H235L236 221L241 223H235V224H231ZM2 222V223H1ZM6 222V224L4 223ZM18 222L19 224L22 223L23 225H18ZM29 222V223H28ZM34 222V223H33ZM117 222V224H116ZM228 222V224L226 223ZM249 222V224H245V223ZM258 222V223H257ZM25 223V224H24ZM32 223V224H31ZM38 225H36V224ZM63 224V225H59V224ZM103 223V224H102ZM106 223H108L106 225ZM113 223V224H112ZM253 223V224H252ZM257 223V224H256ZM9 224V226H8ZM16 224V225H15ZM29 225H32V226H28ZM47 225L46 227L43 225ZM84 224V225H83ZM86 224H87V227H86ZM102 224V225H101ZM111 224V225H110ZM239 224V225H238ZM251 224V225H250ZM2 225H7V227H2ZM15 227H14V226ZM18 225V226H17ZM25 225V227H23ZM40 225V226H39ZM65 225V227H64ZM88 225H91L90 227ZM106 225V226H104ZM213 225V226H212ZM226 225V226H225ZM234 225V226H233ZM246 225V227H245ZM254 225V226H253ZM257 225V226H256ZM17 226V227H16ZM20 226V227H19ZM28 226V227H27ZM55 226V227H54ZM57 226V227H56ZM62 226V227H61ZM94 226V227H93ZM101 226V227H100ZM110 226V228H109ZM215 226V227H214ZM237 226V227H236ZM251 226L252 229H248V227ZM9 227H11L10 229H8ZM31 227V229H30ZM49 227V228H48ZM60 227L62 229V231L60 230ZM67 227V228H66ZM69 227V228H68ZM92 227V228H91ZM102 227H107L106 229H104L105 231L107 232H103L101 230ZM112 227V228H111ZM218 227V229H217ZM225 227V228H224ZM244 227V228H243ZM255 227V228H254ZM18 228V230H16ZM29 228V229H28ZM36 228V229H34ZM38 228V229H37ZM42 228V229H41ZM48 228V229H47ZM65 228V229H64ZM87 228V229H85ZM90 230H89V229ZM224 228V229H223ZM230 230H229V229ZM240 230H239V229ZM241 228L242 229V232H241ZM247 228V230L245 229ZM11 229H15L13 234L11 232ZM22 229V230H21ZM25 229H28V230H25ZM41 229V231H40ZM47 229V230H46ZM56 231H55V230ZM58 229V231H57ZM83 229V230H82ZM93 229V230H92ZM108 229V230H107ZM220 229V230H219ZM238 229V230H237ZM12 230V231H13ZM25 230V231H24ZM33 230V231H32ZM50 230V231H49ZM66 230V231H65ZM71 232L70 234L67 232ZM96 230V232L94 231ZM114 230V231H113ZM119 230V231H118ZM213 230V231H212ZM247 232H246V231ZM101 231V232H100ZM217 231V232H216ZM220 231V232H219ZM225 231V232H224ZM227 231V232H226ZM240 231V233H239ZM244 231V232H243ZM31 232L32 235H31ZM42 232V233H41ZM51 234H50V233ZM56 232V233H55ZM64 232V234H63ZM83 232V233H82ZM88 234H87V233ZM93 235H92V233ZM115 232V233H114ZM147 234H146V233ZM216 232V233H214ZM231 232V233H230ZM235 232V233H234ZM16 233V234H15ZM25 233V234H24ZM27 233V234H26ZM91 235H90V234ZM104 236H99V235H103ZM107 233V234H106ZM149 232L147 231H142L140 233V236H141V240L142 242L147 246L149 247L150 249H153L155 250L156 247L155 245L157 246V248H160V249H156L155 251H157L158 253V256L160 257H164L165 255H167V253H163L162 249L163 248H166L167 250L170 248L169 244H170V241L168 238H170V236H166L165 238H161L162 241H160V244L162 245H159L158 246V243H159V238L156 236L155 238H157V240H155L154 238V234H148ZM211 233V234H210ZM219 233L220 236L217 234ZM245 233V235H244ZM53 234V235H52ZM55 234V235H54ZM72 234V235H71ZM82 237H80L81 235ZM95 234V235H94ZM227 234V235H226ZM233 234V235H232ZM242 234V235H241ZM19 235V236H18ZM61 235V236H60ZM86 235V236H85ZM90 235V237H89ZM108 235L109 238H108ZM153 235V236H152ZM223 235V237H222ZM226 235V237H225ZM229 235V236H228ZM232 235V236H231ZM240 235V236H238ZM244 235V236H243ZM16 236V238H15ZM17 236L20 238L21 237V240L23 239L24 237V241H20L19 238H17ZM30 236H31V239L30 240ZM65 236V237H64ZM93 238H92V237ZM98 236V237H97ZM143 236V237H142ZM259 236V238H257ZM4 237V238H3ZM26 240V239H28ZM36 237V238H35ZM38 237V238H37ZM67 237H70L68 238L67 240H65ZM75 237V238H74ZM79 237H80V240H79ZM95 237V238H94ZM97 237V238H96ZM102 237V238H101ZM217 237V238H216ZM229 237V238H228ZM235 237H237L236 239H234ZM244 237V239L242 238ZM261 237V238H260ZM12 238V239H11ZM77 238V239H76ZM82 238L84 239V241L82 240ZM92 238V239H90ZM107 238V239H106ZM168 240H167V239ZM227 238V239H226ZM254 238V239H253ZM257 238V239H256ZM4 239V241H3ZM13 240L12 243H10V240ZM18 241H16V240ZM47 239V240H46ZM60 239L64 240V241H61ZM71 239V240H70ZM97 239V241H96ZM99 239V241H98ZM106 240L104 241V244L103 243V240ZM155 241H154V240ZM219 239V240H218ZM246 239V240H245ZM259 239V240H258ZM261 239V240H260ZM26 240V241H25ZM40 240V241H38ZM49 240V241H48ZM51 240V241H50ZM79 240V241H78ZM147 242H146V241ZM166 240V241H165ZM229 242H228V241ZM240 240V241H239ZM242 240V241H241ZM250 240V241H248ZM253 240V241H252ZM21 245H20V242ZM28 241V242H27ZM38 241V242H36ZM71 241V242H69ZM73 241V243H72ZM91 241L94 242L91 243ZM232 241V242H231ZM248 241V242H247ZM252 241V242H251ZM255 241V242H254ZM263 241V242H262ZM4 243L5 246H3L2 244ZM16 242V243H15ZM24 242V243H23ZM26 242V243H25ZM31 242V243H30ZM40 242L39 246L37 245L38 243ZM42 242V243H41ZM63 244H62V243ZM76 245H74L75 243ZM81 242V243H80ZM89 243V246L88 243ZM102 242V244H101ZM154 242V243H153ZM157 242V243H156ZM247 242V244H246ZM260 242V243H259ZM54 243V244H53ZM86 243V244H85ZM99 243V244H98ZM169 243V244H168ZM231 243V244H230ZM244 243V244H243ZM258 243V244H256ZM19 246H18V245ZM31 244V245H30ZM44 248H43V246ZM57 244V246H56ZM66 246H65V245ZM82 246V249L80 247V245ZM92 244V246H91ZM109 244V245H107ZM149 244V245H148ZM155 244V245H154ZM221 244V245H220ZM243 244V245H242ZM258 248H256V246ZM17 247H16V246ZM27 245V246H26ZM78 245L80 248H78ZM101 245V247H100ZM111 245V246H110ZM55 246L54 248V252H53V247ZM68 246V248H67ZM73 246H75L74 248H72ZM93 246H97V247H93ZM103 246H105L103 248ZM108 246V247H107ZM110 246V247H109ZM167 246V247H166ZM262 246V247H261ZM6 247V248H4ZM34 247V248H33ZM47 247V248H46ZM62 247V249L60 248ZM71 247V249H70ZM93 247V248H91ZM115 247H118L117 249ZM224 247V248H223ZM253 247V248H252ZM43 251H42V249ZM49 248V249H48ZM59 248V249H57ZM100 248V249H98ZM103 250H102V249ZM108 248V249H107ZM115 248V249H114ZM140 248V249H138ZM137 250L138 252H141L142 251V248L141 246L139 247L138 246ZM34 249V250H33ZM45 249V250H44ZM47 249V250H46ZM69 249V250H67ZM114 249V250H113ZM228 249V250H227ZM257 250V251H254V250ZM72 250V252H70ZM122 250L124 252H122ZM215 250V251H214ZM241 250V252H240ZM27 251L29 256H27ZM38 251V252H37ZM59 251H61L59 253ZM65 251V252H63ZM68 251V252H67ZM118 251V252H117ZM212 253H211V252ZM250 251V252H249ZM10 252V253H9ZM45 252H50V254H47ZM67 252V253H66ZM74 252V253H73ZM211 254H209V253ZM6 253V254H5ZM26 253V254H25ZM34 253V254H33ZM45 253V255H44ZM52 253L54 255H52ZM64 253V254H63ZM77 253V254H76ZM83 253V254H82ZM115 253H118V254H115ZM125 253V254H124ZM160 253V254H159ZM203 253V254H202ZM214 253V254H213ZM218 253V255H217ZM247 253V255H246ZM255 255H253V254ZM257 253V254H256ZM42 258L41 257V255ZM70 254V255H68ZM75 255V256H72ZM78 254H82L80 255L81 257H78ZM121 254V255H120ZM200 254V256H199ZM235 254V255H234ZM250 254V256H249ZM252 254V256H251ZM260 254V255H258ZM262 254V255H261ZM44 255V256H43ZM65 255V256H64ZM163 255V256H162ZM203 257H202V256ZM242 255V256H240ZM33 256V258H32ZM40 256V257H39ZM55 256V257H54ZM70 259H68V257ZM77 256V257H76ZM197 256L199 257V260L197 258ZM229 256V257H228ZM246 256V257H245ZM259 256V257H258ZM0 257V259H1ZM7 257V259H6ZM27 259H26V258ZM52 260H50L51 258ZM76 257V258H75ZM121 257V259H120ZM123 257V258H122ZM194 259H193V258ZM202 257V258H201ZM216 259H215V258ZM220 257V258H219ZM249 257V258H248ZM262 257V258H261ZM31 258V259H29ZM57 258V259H56ZM59 258V259H58ZM80 258H84V260L80 259ZM214 258V259H213ZM222 258V259H221ZM239 258V259H238ZM35 259V260H34ZM39 259V260H38ZM47 259V260H45ZM49 259V260H48ZM68 259V260H67ZM88 259V260H87ZM193 261H192V260ZM220 259V260H219ZM251 259V261H250ZM13 260V261H12ZM30 262H29V261ZM44 262H43V261ZM97 260H100V261H97ZM119 260V261H118ZM125 260V261H124ZM191 260V261H190ZM235 260V261H234ZM248 260H249V263H248ZM261 260V261H260ZM1 261H0V264H1ZM12 261V262H11ZM46 261V262H45ZM60 263H59V262ZM62 261V262H61ZM70 261V262H69ZM77 261V262H75ZM79 261V262H78ZM130 261V262H128ZM202 261V262H201ZM205 261V262H203ZM229 261V262H228ZM253 261V262H252ZM255 261V262H254ZM259 261V262H258ZM35 262V263H34ZM41 262V263H40ZM75 262V263H74ZM97 262V263H96ZM144 262V261H143ZM143 262H139V264H143ZM148 262V263H147ZM151 262V263H150ZM176 262V261H175ZM192 262V263H191ZM217 262H220V263H217ZM224 262V263H223ZM257 262V263H256ZM263 262V263H262ZM145 264H153L152 261H145ZM178 264V263H176Z\"/></svg>","mask_w":264,"mask_h":264},{"label":"bare ground","instance_id":"6f19581e","mask_svg":"<svg viewBox=\"0 0 264 264\" xmlns=\"http://www.w3.org/2000/svg\"><path fill=\"white\" fill-rule=\"evenodd\" d=\"M26 0H0V67H5L6 65H16L15 68L16 69H22L25 70L27 73H25V77L23 79V81L20 82L25 84V88H26V95L27 98L34 103V105H37L38 108V113L41 116V119L46 121L49 125H50V129H52L53 132L56 133V135L58 137H60L61 139L64 140V144L66 145L65 147H67V152L72 155L69 156L67 159L73 162H79L80 165L82 163L83 164H87V167H91L92 165H97L99 166V168H101V171L103 172V174L107 177V181L115 183L118 188H120L122 190L123 196L124 198H135L136 200V205L135 206H131L132 209V213L131 219L128 220V218H130L128 216L127 221H123L124 223H122L120 231H119V237L120 240H122L124 242V244L126 245V255L127 258L130 261V263L133 264H139V262H143V264H145V261H152L153 264H184L187 263L189 260V258L193 255L192 252L194 254H198L195 252L198 251H209L212 248L213 245V241L212 239L209 237L208 232L210 231L208 229V227H210V221L207 219L208 216L205 215L204 210L202 209L201 212H199V214L191 219L188 217V213H189V206L188 204L185 202V198L187 199V197H184L183 192L185 191V188L187 186L192 187L193 190L196 187H202L206 193H212L213 191H216V193L220 190L221 185L223 184V181L225 179V174L226 172H230V180H228L230 183H234L236 184L239 192L237 193L238 195L235 196L236 201H239L241 204V207L238 206V208L236 207H227L230 206L227 205V203H221V199L219 201V207L217 210V220L218 222L222 221V217H224L227 214H235L234 218L236 215H241L248 217V214L250 213H254L256 211H260L261 216L264 218V31H260V32H256L255 31V36L253 30H262L261 28H258V26H251L250 28H248L247 30L242 31V33H244L245 38H243L241 40V42L237 45L235 51L233 50V52H229L225 49H221L219 50L220 54H221V58L219 61H217L214 64L211 65H206V67H202L200 68V72H196L193 73L191 72V75L187 77L186 81H183L178 85L177 87V91L175 93V95H173L172 98H169L170 101L168 104V106L165 108L164 110V120H162V122L159 121V123H154V126L152 127V131H153V135L150 137V148H156L159 147L163 148L164 151H167V158H165L164 160V156L162 153V158L163 161L157 160V162H151L152 165L151 167H139L141 166V164L137 163V166L139 167V170L135 169L133 167V165H131V163H128L129 160L127 159V163L125 162L126 160H124V162L122 163L120 159L115 160V159H109L107 158L105 155L101 154L99 151H97L94 146L92 145V143L90 142V137L89 134L87 133L86 129L89 127H87L85 129L84 123L83 125L80 123V121H78L75 113H74V101L71 99L70 94L68 92V83H66L65 76H64V72L65 69L67 67V64L69 63V57L71 54H75L73 53L76 49L75 46L71 45L69 42L64 43V39L66 38H56L55 35L56 33H60V28L62 27H66L67 24H69L73 19H75L76 15H78L77 13L79 11H81V5L79 3L78 0H40V3H38V5H35L36 7L32 10H30L31 8V4L30 3H26ZM30 1V0H28ZM27 1V2H28ZM35 1V0H34ZM87 1V0H86ZM96 1V0H95ZM98 1H102L103 4L106 5V7L109 5L110 0H98ZM115 1V0H114ZM139 1L140 0H136ZM145 1V0H144ZM149 1V0H146ZM151 1V0H150ZM159 1V0H158ZM171 1V0H169ZM169 1H167L168 3H170ZM187 1V0H186ZM207 1V0H206ZM212 1V0H211ZM229 1V0H228ZM237 1V3H239L241 0H235ZM261 1V0H260ZM264 2V0H262ZM33 2V1H32ZM119 2V1H118ZM121 2V1H120ZM136 3L135 1H132V3ZM143 2V1H142ZM152 2V1H151ZM151 2L149 3V5L151 4ZM162 2V0H161ZM165 2V0H164ZM188 2V1H187ZM202 2V1H201ZM200 2V3H201ZM204 2V1H203ZM210 1L208 0V3ZM214 2V1H213ZM218 2V1H217ZM215 2V3H217ZM220 2V1H219ZM254 2V0L252 1ZM88 3V2H87ZM86 3V4H87ZM90 3V2H89ZM99 3V2H97ZM123 4L122 7L127 8V5L129 3H131V1L129 0H124L122 2ZM156 3V2H155ZM172 3V2H171ZM197 3V2H196ZM244 4V2H242ZM251 3V2H250ZM91 4V3H90ZM102 4V5H103ZM112 4V3H111ZM116 4V3H115ZM148 4V3H147ZM199 4V3H198ZM260 4V3H259ZM264 4V3H262ZM92 5H95L92 4ZM97 5V4H96ZM113 5V4H112ZM133 5V4H132ZM138 5V4H137ZM145 5V3H144ZM143 5V6H144ZM156 5V4H155ZM187 5V4H186ZM200 5V4H199ZM203 5V4H202ZM200 5V6H202ZM208 5V4H207ZM228 5V4H227ZM231 5V3H230ZM34 6V5H33ZM52 6V9L51 7ZM114 6V5H113ZM111 6V8L113 7ZM131 6V5H130ZM141 6V4H140ZM147 6V5H145ZM192 6V5H191ZM199 6V7H200ZM212 6V5H210ZM232 6V5H231ZM244 6V5H243ZM247 6V5H246ZM255 6V5H254ZM263 6V5H262ZM86 6H84L85 8ZM88 7V6H87ZM91 7V6H89ZM124 7V8H125ZM129 7V6H128ZM148 7V6H147ZM154 7V6H153ZM152 7L153 11L155 10ZM161 7V5H160ZM166 7V6H165ZM174 7V6H173ZM196 7V6H194ZM197 6V8H199ZM217 7V6H216ZM230 7V6H229ZM233 7V6H232ZM239 7V6H238ZM260 7V6H259ZM110 8V7H109ZM115 8V6L113 7ZM120 8L121 7H117ZM140 8V7H139ZM146 8V7H145ZM168 8V7H167ZM179 8V7H178ZM191 8V7H190ZM197 8L195 10H197ZM206 8V6H205ZM250 8V7H249ZM83 9V7H82ZM94 9V8H93ZM97 9V8H96ZM103 9V8H102ZM116 9V8H115ZM123 9V8H122ZM132 9L133 6H132ZM189 9V8H188ZM194 9V8H193ZM208 9V8H207ZM210 9V8H209ZM214 9V8H213ZM225 9V8H224ZM235 9V6H234ZM239 9V8H238ZM257 10V8H255ZM263 9V8H262ZM86 10V9H85ZM89 10V9H88ZM99 10V9H98ZM101 10V8H100ZM99 10V11H100ZM125 10V9H124ZM142 10V9H141ZM151 10V9H150ZM173 10V9H171ZM190 10V9H189ZM187 10V11H189ZM221 10V9H220ZM233 10V8L231 9ZM240 10V9H239ZM117 11V9L115 10ZM137 11V9H136ZM174 11V10H173ZM172 11V12H173ZM176 11H178V9H176ZM194 11V10H192ZM205 11V10H204ZM207 11V10H206ZM224 11V10H223ZM235 11V10H233ZM237 11V10H236ZM30 12H32V16L30 17L29 14ZM90 12V11H89ZM92 12V11H91ZM110 12V10H109ZM123 12V11H122ZM128 12V11H127ZM126 12V13H127ZM160 12V11H159ZM166 12V11H165ZM202 12V10H201ZM210 12V11H208ZM231 12V11H230ZM229 12V13H230ZM241 12V10H240ZM252 12V11H251ZM83 13V12H82ZM82 13L80 15H82ZM98 13V12H97ZM102 13V11H101ZM113 13V10H112ZM181 13V12H180ZM179 13V14H180ZM191 13V12H189ZM188 13V14H189ZM196 13V12H195ZM199 13V12H198ZM206 13V12H205ZM221 13V12H220ZM258 13V12H257ZM87 14V13H86ZM111 14V13H110ZM109 14V16H110ZM116 14V13H115ZM124 14V13H123ZM139 14V13H138ZM142 14V13H141ZM154 14V13H152ZM162 14V13H161ZM173 14V13H172ZM171 14V15H172ZM177 14V13H176ZM193 14V12H192ZM197 14V13H196ZM217 14V13H216ZM219 14V13H218ZM217 14V15H218ZM222 14V13H221ZM232 14V13H231ZM85 15V12H84ZM108 15V14H107ZM120 15V14H119ZM127 15V14H126ZM150 15V14H148ZM155 15V14H154ZM182 15V14H181ZM209 15H214L209 14ZM225 15V13H223V16ZM243 15V13H242ZM98 16V15H97ZM104 16V15H103ZM122 16V15H120ZM144 16V15H143ZM152 16V15H151ZM157 16V15H156ZM161 16V15H160ZM163 16V15H162ZM195 15L190 16L191 18ZM220 16V15H219ZM226 16H228L226 14ZM234 16V15H233ZM249 16V15H248ZM260 16V15H259ZM81 17V16H79ZM85 16H83L84 18ZM88 17V16H87ZM111 17V16H110ZM123 17V16H122ZM138 17V16H137ZM148 17V16H147ZM150 17V16H149ZM154 17V16H153ZM152 17V18H153ZM164 17V16H163ZM170 17V16H168ZM181 17V16H180ZM189 17V15L187 16ZM229 17V16H228ZM244 17V16H243ZM82 18V19H83ZM99 17H97L98 20ZM144 18V17H143ZM156 18V17H155ZM183 18V17H182ZM191 22H193L191 19ZM211 18V17H210ZM214 18V17H213ZM220 18V17H219ZM218 18V19H219ZM232 18V17H231ZM244 18H247V16H245ZM79 19V18H78ZM87 19V18H86ZM90 19V18H89ZM119 19V17H118ZM129 19V18H128ZM135 19V18H134ZM151 19V18H150ZM158 19V18H157ZM169 19V18H168ZM174 19V18H173ZM185 19V18H184ZM201 19V18H199ZM203 19V18H202ZM207 19V18H206ZM88 20V19H87ZM100 20V19H99ZM103 20V19H102ZM122 20V19H121ZM120 20V21H121ZM146 20V19H145ZM152 20V19H151ZM177 20V18H176ZM205 20V19H204ZM226 20V19H225ZM228 20H230L228 18ZM83 21V20H82ZM106 22H109V18L105 20ZM119 21V23H120ZM133 21V20H131ZM138 21V20H137ZM142 21V20H141ZM154 21V20H153ZM158 21V20H157ZM160 21V20H159ZM163 21V20H162ZM170 21V20H169ZM189 21V20H188ZM198 21V20H197ZM196 21V23H197ZM220 21V20H219ZM222 21V20H221ZM234 21V20H233ZM238 21V20H237ZM236 21V22H237ZM263 21V20H262ZM261 21V23H262ZM81 22V21H80ZM85 22V21H84ZM140 22V21H139ZM147 22V21H146ZM155 22V21H154ZM172 22V21H171ZM201 22V21H200ZM229 22V21H228ZM250 21H248L246 24H248ZM87 23V22H85ZM92 23V22H91ZM99 23V21L97 22V24ZM114 23V22H113ZM117 23V22H116ZM134 23V22H133ZM132 23V24H133ZM167 23V22H166ZM232 20H231V24H232ZM251 23L253 24V22L251 21ZM108 24V23H107ZM112 24V23H111ZM131 24V23H130ZM159 24V23H158ZM163 24V23H162ZM172 25V23H169ZM195 24V22H194ZM199 24V23H198ZM216 24V23H215ZM227 24V22H226ZM243 24V23H242ZM255 24V23H254ZM82 25V23H81ZM80 25V26H81ZM103 25L104 24V20H103ZM114 25H116L114 23ZM113 25V26H114ZM119 25V24H118ZM139 25V24H137ZM136 25V26H137ZM142 25V24H141ZM170 25V26H171ZM179 25V24H178ZM181 25V24H180ZM189 25H191V23H189ZM197 25V24H196ZM207 25V24H206ZM219 25V24H218ZM237 25V23H236ZM245 25V24H243ZM263 25V24H262ZM88 26V25H87ZM97 26V25H96ZM100 26V25H99ZM109 26V24H108ZM111 26V25H110ZM140 26V25H139ZM144 26V25H143ZM159 26V25H158ZM229 26V25H228ZM234 26V24H233ZM70 27V26H69ZM69 27L67 26L68 30ZM126 27V26H125ZM167 27V26H166ZM194 27V26H193ZM202 27V26H201ZM205 27V26H204ZM208 27V26H207ZM210 27V25H209ZM236 27V26H235ZM83 28V27H82ZM137 28V27H135ZM139 28V27H138ZM141 28V27H140ZM148 28V27H147ZM153 28V27H152ZM180 28V27H179ZM212 28V27H211ZM240 28V27H239ZM242 28V26H241ZM240 28V29H241ZM245 28V27H244ZM264 28V26H263ZM63 29V28H62ZM61 29V32H63ZM85 29V28H84ZM83 29V30H84ZM87 29V28H86ZM105 29V28H104ZM110 29V28H109ZM114 29V28H113ZM117 29V28H116ZM129 29V28H128ZM144 29H146L144 27ZM178 29V26H177ZM206 29V28H204ZM208 29V28H207ZM226 29V28H225ZM228 29V28H227ZM237 29V28H236ZM92 30V29H91ZM99 30V29H97ZM111 30V29H110ZM119 30V28L117 29ZM124 29H122L123 31ZM138 30V29H137ZM135 30V31H137ZM163 30V29H162ZM174 30V29H173ZM181 30V29H180ZM203 30V29H202ZM216 30V29H214ZM224 30V29H223ZM232 30V29H231ZM58 31V32H57ZM73 31V30H71ZM115 31V30H114ZM120 31V30H119ZM121 31V32H122ZM132 31V30H131ZM143 31V29H142ZM176 31V30H175ZM179 31V30H178ZM193 31V30H192ZM195 31V30H194ZM229 31V30H228ZM227 31V32H228ZM236 31V30H235ZM66 33L69 31H65ZM85 32V31H83ZM82 32V34H84ZM116 32V31H115ZM128 32V31H127ZM139 32V31H137ZM168 33V31H166ZM172 32V31H171ZM169 32V33H171ZM183 32V31H182ZM210 32V30H209ZM214 32V31H213ZM212 32V33H213ZM220 32V31H219ZM231 32V31H230ZM233 32V31H232ZM240 32V31H239ZM64 33V32H63ZM62 33V34H63ZM65 33V34H66ZM79 33V31H78ZM77 33V35H78ZM111 33V32H110ZM109 33V34H110ZM113 33V31H112ZM111 33V34H112ZM124 33V32H123ZM130 34L132 33L129 32ZM136 33V32H135ZM134 33V34H135ZM141 33V32H139ZM156 34V32H154ZM166 33V34H167ZM173 33V32H172ZM201 33V32H200ZM207 33V32H206ZM235 33V32H234ZM241 33V32H240ZM239 33V34H240ZM60 33V35H62ZM71 34V33H70ZM89 34V33H88ZM94 33L90 34L91 36H93ZM108 34V35H109ZM129 34V35H130ZM165 34V35H166ZM189 34V33H188ZM195 34V33H194ZM204 34V33H203ZM215 34H217V32H215ZM236 34V33H235ZM238 34V33H237ZM58 35V34H57ZM56 35V36H57ZM73 35V34H72ZM75 35V34H74ZM80 35V34H79ZM118 34H116L117 37ZM128 35V36H129ZM133 35V34H132ZM131 35V36H132ZM137 35V34H136ZM140 35V34H139ZM157 35V34H156ZM174 35V34H173ZM183 35V34H182ZM224 35V34H223ZM70 36V35H69ZM84 36V35H80ZM94 36H98L94 34ZM131 36H129L131 38ZM135 36V35H134ZM133 36V37H134ZM167 36V35H166ZM175 36H178L175 35ZM200 36V35H199ZM218 36V35H217ZM222 36V34H221ZM230 36V35H229ZM58 37V36H57ZM76 37V36H75ZM99 37V36H98ZM102 37V36H101ZM107 37V36H106ZM144 37V36H143ZM168 37V36H167ZM173 37V36H172ZM179 37V36H178ZM208 39V36H206ZM232 37V35H231ZM230 37V38H231ZM74 38V36H73ZM72 38V39H73ZM82 38V37H81ZM86 38V37H85ZM83 38V39H85ZM89 38V37H87ZM92 38V37H91ZM109 38V37H108ZM118 38V37H117ZM127 38V37H126ZM138 38V37H137ZM146 38V36H145ZM155 38V37H154ZM188 38V37H187ZM194 38V37H193ZM210 38V37H209ZM212 38V37H211ZM210 38V39H211ZM217 40V37H215ZM236 38V37H235ZM63 39V40H61ZM68 39V38H67ZM120 39V38H119ZM125 39V38H124ZM128 39V38H127ZM139 40H141L142 38H138ZM144 39V38H143ZM151 39V38H150ZM164 39V38H163ZM167 39V38H165ZM180 39V38H179ZM184 39V38H183ZM186 39V38H185ZM195 39V38H194ZM220 39V38H218ZM86 40V39H85ZM90 40V38H89ZM105 40V39H104ZM133 40V39H132ZM137 40V39H136ZM138 40V41H139ZM161 40V39H160ZM215 40V41H216ZM224 40V39H223ZM240 40V39H239ZM66 41V40H65ZM88 41V40H87ZM92 41V40H90ZM95 41V38H94ZM93 41V42H94ZM100 41V39H99ZM117 41V39H116ZM128 41V40H126ZM146 41V40H145ZM164 41V40H163ZM170 41V40H169ZM190 41V40H189ZM79 42V41H78ZM133 42V41H132ZM152 42V41H151ZM160 42V41H158ZM186 42V41H185ZM212 42V41H211ZM233 42V41H231ZM238 42V41H236ZM73 43V42H72ZM76 43V41H75ZM85 43V42H83ZM101 43V42H100ZM103 43V42H102ZM115 43V41H114ZM127 43V42H126ZM130 43V42H128ZM148 43H150L148 41ZM153 43V42H152ZM156 43V42H155ZM161 43V42H160ZM166 44V41L164 42ZM190 43V42H188ZM187 43V45H188ZM192 43V42H191ZM216 43V42H214ZM218 43V42H217ZM226 43V42H225ZM81 44V43H80ZM90 44V43H89ZM117 44V43H115ZM137 44V42H136ZM157 44V43H156ZM180 44V42H179ZM183 44V43H182ZM228 44V43H227ZM44 45L48 46L49 49L51 50L50 54L46 53L44 49ZM77 45V44H76ZM79 45V44H78ZM88 45V44H87ZM102 45V44H101ZM100 45V46H101ZM120 45V44H119ZM140 45V43H139ZM148 45V44H147ZM168 45V44H167ZM172 45V44H170ZM209 45V44H208ZM81 46V45H80ZM78 46V48L80 47ZM94 46V45H93ZM97 46V45H96ZM122 45H120L121 47ZM126 46V44H124V47ZM130 46V45H129ZM137 46V45H136ZM150 46V44L148 45ZM178 46V45H177ZM185 46V45H184ZM193 46V45H192ZM203 46V45H202ZM95 47V46H94ZM127 47V46H126ZM125 47V48H126ZM147 47V46H145ZM156 47V46H155ZM158 47V46H157ZM164 48V46H162ZM169 47V46H168ZM179 47H183V45L179 46ZM214 47V46H212ZM216 47V46H215ZM229 47V46H228ZM86 48V47H85ZM103 48V47H102ZM101 48V49H102ZM119 48V47H118ZM137 48V47H136ZM172 48V47H170ZM204 48V47H203ZM217 48V47H216ZM219 48V47H218ZM48 49V48H47ZM87 49V48H86ZM95 50V48H93ZM110 49V48H109ZM117 49V47H116ZM134 49V48H133ZM138 49V48H137ZM148 49V48H147ZM174 49V48H173ZM177 49V48H176ZM181 49V48H180ZM184 49V48H183ZM194 51L195 48H193ZM214 49V48H213ZM72 50V51H71ZM79 50V49H78ZM77 50V51H78ZM82 48H80V53H81ZM89 50V48H88ZM98 50V48H97ZM96 50V51H97ZM108 50V49H107ZM115 50V49H113ZM112 50V51H113ZM152 50V49H151ZM172 50V49H171ZM170 50V51H171ZM207 50V49H205ZM102 51V50H101ZM109 51V50H108ZM119 51V50H118ZM146 51V50H145ZM163 51V50H162ZM177 51V50H176ZM179 51V50H178ZM200 51V50H199ZM203 51V50H202ZM86 52H88L86 50ZM85 54L87 55L88 53ZM92 52V51H91ZM122 52V51H121ZM124 52V51H123ZM131 52V51H130ZM134 52V51H133ZM132 52V53H133ZM204 52V51H203ZM201 52V53H203ZM210 52V51H209ZM103 53V52H102ZM111 53V52H110ZM114 53V55L117 54V52H112ZM116 53V54H115ZM119 53V52H118ZM131 53V55H132ZM136 53V52H135ZM168 53V51H167ZM177 54H180L179 52H176ZM175 53V54H176ZM208 53V52H206ZM211 53V52H210ZM84 54V55H85ZM96 54V53H95ZM108 54V53H107ZM120 54V53H119ZM126 53H124L125 55ZM130 54V53H129ZM164 54V53H163ZM195 54V53H194ZM204 54V53H203ZM214 54V53H213ZM76 55V54H75ZM83 55V53H82ZM128 55V54H127ZM139 55V54H138ZM166 55V54H165ZM182 55V54H181ZM77 56V55H76ZM89 56V55H88ZM135 56V55H133ZM144 56V55H143ZM163 56V55H162ZM189 56V54H188ZM200 56V55H199ZM202 56V55H201ZM210 56V55H209ZM72 57V56H71ZM101 57V56H100ZM127 57V56H126ZM136 57V56H135ZM164 57V56H163ZM172 57V56H171ZM73 58V57H72ZM83 58V57H82ZM111 59V57H108ZM116 58V57H115ZM119 58V57H118ZM117 58V59H118ZM158 58V57H157ZM167 58V57H165ZM190 58V57H189ZM199 58V57H197ZM77 59V57H76ZM85 59V57H84ZM86 59H88L86 57ZM91 59V58H90ZM113 59V58H112ZM124 59V58H123ZM126 59V58H125ZM181 59V58H180ZM191 59V58H190ZM196 59V58H195ZM201 59V57H200ZM75 60V59H74ZM92 60V59H91ZM108 60V59H107ZM106 60V61H107ZM129 60V59H128ZM126 60V61H128ZM177 60V59H176ZM175 60V61H176ZM199 60V59H197ZM79 61V60H77ZM81 61V60H80ZM87 61V60H86ZM84 61V63L86 62ZM89 61V60H88ZM96 61V60H95ZM109 61V60H108ZM113 61V60H112ZM122 61V60H121ZM124 61V60H123ZM135 61V60H134ZM157 61V60H156ZM170 61V60H169ZM71 62V60H70ZM76 62V60H75ZM99 62V61H98ZM132 62V61H130ZM136 62V61H135ZM142 62V61H141ZM195 62V61H194ZM111 63V62H110ZM122 63V62H121ZM120 63V64H121ZM128 63V62H127ZM134 63V62H133ZM169 63V62H168ZM174 63V62H171ZM176 63V62H175ZM185 63V62H184ZM81 64V63H80ZM102 64V63H100ZM108 63L104 64L107 65ZM112 64V63H111ZM114 64V63H113ZM112 64V65H113ZM119 64V63H118ZM125 64V63H124ZM130 64V63H129ZM167 64V63H166ZM71 65V64H70ZM74 65V64H73ZM78 65V63L76 64ZM97 65V64H95ZM94 65V66H95ZM134 64H132L133 66ZM159 65V64H158ZM169 65V64H168ZM18 66V67H17ZM79 66V65H78ZM115 66L117 67V65L115 64ZM171 66V65H170ZM9 67V68H10ZM74 67V66H73ZM77 67V66H76ZM75 67V68H76ZM92 67V66H91ZM99 67V64H98ZM107 67V66H106ZM119 67V66H118ZM123 67V66H122ZM127 67V66H126ZM131 67V66H130ZM169 67V66H168ZM188 67V66H187ZM13 68V67H11ZM81 68V67H79ZM96 68V67H95ZM94 68V69H95ZM121 68V67H120ZM119 68V69H120ZM125 68V67H123ZM132 68V67H131ZM3 69V68H2ZM1 69V70H2ZM18 69V70H19ZM77 69V68H76ZM89 69V68H88ZM93 69V70H94ZM101 69V66L100 68ZM118 69V68H117ZM116 69V70H117ZM119 69H118V73H119ZM132 69H135L132 68ZM181 69V68H180ZM195 69V68H194ZM15 70V69H14ZM78 70V69H77ZM98 70V69H97ZM109 70V67H108ZM124 70V69H123ZM176 70V69H175ZM193 70V69H192ZM198 70V69H197ZM7 71V70H6ZM21 71V72H22ZM67 71V70H66ZM72 71V69H71ZM76 71V70H75ZM92 71V70H91ZM100 71V70H99ZM107 71V70H106ZM110 71V70H109ZM114 71V70H112ZM121 71V70H120ZM128 72H130L129 70H127ZM132 71V70H131ZM186 71V70H185ZM191 71V69H190ZM4 72V71H3ZM24 72V71H23ZM90 72V71H89ZM103 71L101 70V73ZM116 72V71H115ZM165 72V71H164ZM7 73V72H6ZM72 73V72H71ZM83 73V72H82ZM100 73V72H99ZM100 73V75H101ZM187 73V72H186ZM3 74V73H2ZM9 74H12L11 71ZM20 74V73H19ZM18 74V75H19ZM77 74V73H76ZM88 74V72H87ZM91 74V73H90ZM97 74V73H96ZM125 74V73H124ZM162 74V73H161ZM160 74V75H161ZM178 74H180L178 72ZM183 74V73H182ZM188 74V73H187ZM8 77V74H6ZM5 75V76H6ZM14 75V74H13ZM23 75V74H22ZM81 75V74H79ZM93 75V74H91ZM106 75V74H105ZM109 75V74H108ZM116 75V73H115ZM12 76V75H10ZM16 75H14V79H16L17 77H15ZM111 75H109L110 77ZM122 76V75H121ZM134 76V75H133ZM76 77V76H75ZM81 77V76H80ZM79 77V79H80ZM96 77V76H94ZM124 77V76H123ZM161 77V76H160ZM23 78V77H21ZM83 78V76H82ZM106 78V77H105ZM120 78V77H119ZM118 78V79H119ZM145 78V77H143ZM163 78V77H162ZM161 78V79H162ZM183 78V76H182ZM181 78V79H182ZM8 80V78H6ZM10 79V78H9ZM20 79V78H19ZM76 79V78H75ZM101 79H103L101 77ZM147 79V78H146ZM83 80V79H82ZM81 82H84L82 81ZM94 80V79H93ZM97 80V79H96ZM121 80V78H120ZM184 80V79H183ZM150 81V80H149ZM148 81V82H149ZM152 81V80H151ZM150 81V82H151ZM171 81V80H170ZM169 81V82H170ZM1 82V81H0ZM5 82V81H4ZM71 82V81H70ZM135 82V81H134ZM163 82V81H162ZM12 83V82H11ZM10 83V84H11ZM14 83V82H13ZM99 83V81L97 82ZM138 83V82H137ZM145 84V82H143ZM179 83V82H178ZM177 83V84H178ZM1 84V83H0ZM19 84V83H18ZM77 84V83H76ZM154 84V82H153ZM3 85V84H2ZM1 85V87H2ZM86 85V84H85ZM93 85V84H92ZM139 85V84H138ZM143 85V84H142ZM146 85V84H145ZM152 85V83H151ZM4 86V85H3ZM72 86V85H71ZM79 86V85H78ZM91 86V85H90ZM99 86V85H98ZM135 89L137 87V84L134 85ZM10 87V86H9ZM18 88V86H16ZM20 87V86H19ZM143 87V86H142ZM140 87V89L142 88ZM164 87V86H163ZM5 88V87H4ZM70 88V87H69ZM75 88V87H74ZM73 88V91H74ZM88 88V87H87ZM92 87H90L91 89ZM148 88H150V85L148 86ZM166 88V87H165ZM164 88V90H165ZM171 88V87H170ZM174 88V87H173ZM2 89V88H1ZM8 89V87H7ZM19 89V88H18ZM139 89V90H140ZM144 89V87H143ZM147 89V86H146ZM152 89V88H151ZM155 89V88H154ZM158 89V88H156ZM3 90V89H2ZM12 90V89H10ZM17 90V89H16ZM138 89H136L135 91L140 92ZM142 90V89H141ZM148 90V89H147ZM162 90V89H161ZM25 91V90H24ZM70 91V90H69ZM144 91V90H143ZM146 91V90H145ZM144 91V92H145ZM152 91V90H151ZM150 91V92H151ZM158 91V90H157ZM3 92L5 93V89L3 90ZM75 92V91H74ZM80 92V91H79ZM86 92V91H85ZM153 92V91H152ZM154 92H156L154 90ZM153 92V94H154ZM171 92V91H170ZM71 93V92H70ZM84 93V92H83ZM142 93V92H140ZM157 93V92H156ZM161 93V92H160ZM1 94V93H0ZM13 94V92H12ZM76 94V92H75ZM143 94V93H142ZM150 94V93H149ZM159 94V92H158ZM168 94V93H167ZM5 95V94H4ZM24 95V93H23ZM72 95V94H71ZM77 95V94H76ZM87 95V94H86ZM140 95V94H139ZM145 95V94H144ZM161 95V94H159ZM166 95V94H165ZM170 95V93H169ZM10 96V95H9ZM8 96V97H9ZM74 96V95H73ZM72 96V98H73ZM138 96V95H137ZM152 96V94H151ZM156 96V95H155ZM162 96L163 93H162ZM161 96V97H162ZM7 97V98H8ZM77 97V96H76ZM75 97V98H76ZM139 97V96H138ZM137 97V99L139 100V98ZM144 97V96H143ZM142 97L141 100H144ZM158 98V96H156ZM169 97V96H168ZM2 98V97H1ZM14 98V97H13ZM135 98V97H133ZM146 98V97H145ZM154 98V97H153ZM156 98V100H157ZM4 99V98H3ZM9 99V98H8ZM12 99V98H11ZM15 101H17V98L15 97ZM149 99V98H148ZM165 99V98H162ZM77 100V99H76ZM88 100V99H87ZM152 100V98L150 99V101ZM160 100V99H159ZM4 100H2L3 102ZM14 101V102H15ZM23 101V100H22ZM78 101V100H77ZM127 101V100H125ZM131 101V100H130ZM167 101V100H165ZM20 102V101H19ZM26 102V100H25ZM83 104H85V99L84 102L81 101ZM133 101H131L132 104ZM135 102V101H134ZM133 102V103H134ZM140 102V101H139ZM147 103V99L144 101ZM162 102V100H161ZM159 102V103H161ZM1 103V102H0ZM5 103V101H4ZM7 103V102H6ZM13 103V102H12ZM129 103V102H128ZM143 103V102H142ZM140 103V107H143V104ZM154 103V102H153ZM24 104V103H23ZM82 104V105H83ZM127 104V103H126ZM125 104V105H126ZM130 104V103H129ZM139 104V103H137ZM155 104V103H154ZM18 105V104H17ZM16 105V106H17ZM35 105V106H36ZM166 105V104H165ZM29 106V105H27ZM32 106V105H30ZM81 106V105H80ZM131 106V105H130ZM135 106V105H134ZM133 106V107H134ZM147 106H145L144 110L147 109ZM156 106V105H155ZM161 106V105H160ZM159 106V107H160ZM1 107V106H0ZM4 107V106H3ZM9 106H7L6 108H8ZM82 107V106H81ZM127 109V106H125ZM124 107V109H125ZM150 107V106H149ZM5 108V107H4ZM28 108V107H27ZM31 108V107H30ZM79 108V107H77ZM122 108V107H121ZM120 108V109H121ZM161 108V107H160ZM14 109V108H13ZM16 109V108H15ZM125 109V110H126ZM143 109V108H141ZM149 109V108H148ZM157 109V108H156ZM17 110V109H16ZM31 110V109H30ZM36 110V108H35ZM78 110V109H77ZM89 110V109H88ZM129 110V109H127ZM132 110V108H131ZM140 110V109H139ZM155 110V109H154ZM160 110V109H158ZM3 111V110H2ZM9 111V110H8ZM12 111V110H11ZM26 111V110H25ZM136 111V109H135ZM134 111V112H135ZM142 111V110H140ZM149 111V110H147ZM1 112V111H0ZM8 114L7 110L4 111ZM13 112V111H12ZM18 112V111H17ZM22 112V111H21ZM89 112V111H87ZM127 112V111H126ZM130 112V111H128ZM133 112V111H132ZM131 112V113H132ZM133 112V113H134ZM142 115L145 113L144 111H142ZM158 112V111H157ZM91 113V112H90ZM139 113V112H138ZM137 113V114H138ZM151 114V112H149ZM159 113V112H158ZM13 114H15V112H13ZM27 116H29L28 113H26ZM31 114V112H30ZM80 113H78L79 115ZM93 114V113H92ZM95 114V113H94ZM122 114V113H121ZM120 114V115H121ZM129 114V113H127ZM135 114V113H134ZM132 114V115H134ZM136 114V115H137ZM160 114V113H159ZM34 115V114H33ZM36 115V114H35ZM77 115V116H78ZM85 115V114H84ZM90 115V114H89ZM131 115V116H132ZM6 116V114H5ZM20 116V114H19ZM94 116V115H93ZM117 116V115H116ZM126 116V115H125ZM129 116V115H128ZM135 116V115H134ZM150 117H152L151 115H148ZM156 116V114L154 115V117ZM161 116V115H160ZM4 117V116H3ZM7 118H9L8 116H6ZM80 117V116H79ZM85 117V116H84ZM137 117V116H136ZM134 117V118H136ZM140 117V116H139ZM138 117V118H139ZM144 117V116H143ZM5 118V117H4ZM89 118V117H88ZM94 118V117H93ZM147 118V117H146ZM149 118V117H148ZM21 119V118H20ZM31 119V118H30ZM133 119V118H132ZM150 119V118H149ZM27 120V119H26ZM87 120V119H86ZM95 120V119H93ZM104 120V119H103ZM161 120V119H160ZM8 121V120H7ZM22 121V119H21ZM30 121V120H28ZM32 119H31V123H32ZM92 121V120H91ZM135 121V120H134ZM11 122V121H10ZM40 123V121H37ZM82 122V121H81ZM94 122V121H93ZM132 122V121H131ZM137 122V121H136ZM140 122V121H139ZM138 122V124H139ZM142 122V119H141ZM147 122V121H146ZM151 122V121H149ZM6 123V122H5ZM21 123V122H20ZM25 123V122H24ZM36 123V122H35ZM97 123H98V119H97ZM134 123V122H133ZM18 124V123H17ZM27 124V123H25ZM24 124V125H25ZM92 124V123H91ZM94 124V123H93ZM102 124V123H101ZM29 125V124H28ZM32 125V124H31ZM37 125V124H35ZM44 125V124H42ZM100 125V124H99ZM114 125V124H113ZM137 125V124H136ZM143 124H141L139 127H141ZM148 125V122H147ZM4 126V125H3ZM27 126V125H26ZM95 126V124H94ZM106 126V125H105ZM146 126V125H144ZM28 127V126H27ZM39 127V126H38ZM41 127V126H40ZM39 127V128H40ZM49 127V126H48ZM91 127H93L91 125ZM96 127V126H95ZM98 127V126H97ZM111 127V124L110 126ZM116 127V126H115ZM132 127V126H131ZM23 128V127H22ZM143 128V127H142ZM141 128V129H142ZM145 128V127H144ZM2 128L0 127V138L2 136ZM35 129V128H33ZM37 129V128H36ZM41 129V128H40ZM47 129V128H46ZM100 129V128H99ZM129 129V128H128ZM133 129V128H132ZM10 130V128H9ZM15 130V129H14ZM44 130V129H43ZM42 130V131H43ZM49 130V129H48ZM89 131V129H87ZM95 130V129H94ZM108 130V129H107ZM146 130V129H145ZM24 131V130H23ZM30 131V128H29ZM28 131V132H29ZM36 131V130H35ZM97 131V129H96ZM102 131V130H101ZM114 131V130H113ZM116 131V130H115ZM126 131V130H125ZM129 131V130H127ZM135 131H138L135 130ZM6 132V131H5ZM11 132V131H10ZM20 132V130H19ZM25 132V131H24ZM32 132V131H31ZM30 132V134H31ZM41 132V131H40ZM45 132V131H44ZM91 132V131H90ZM93 134L91 135H95L92 129ZM91 132V133H92ZM98 132V131H97ZM106 132V131H104ZM108 132V131H107ZM142 132V131H141ZM4 133V132H3ZM49 133V131L47 132V134ZM100 133V132H99ZM127 134L130 132H126ZM133 133V132H132ZM137 133V132H136ZM147 133V132H146ZM103 134V133H102ZM123 134V133H122ZM135 134V133H133ZM145 134V131H144ZM36 135V134H34ZM51 135V134H50ZM54 135V137L56 136ZM111 135V134H110ZM125 135V134H124ZM137 135V134H136ZM143 135V134H142ZM17 136V135H16ZM23 136V135H21ZM27 136H29L27 134ZM39 136V135H38ZM37 136V137H38ZM53 136V135H52ZM117 136V135H116ZM135 135H132V138ZM12 137V135H11ZM33 137V136H32ZM47 137V135H46ZM99 137V136H98ZM130 137V136H129ZM146 137V135H145ZM3 138V137H2ZM25 138V135L24 137ZM29 138V137H26ZM41 138V136H40ZM45 138V137H44ZM105 138V137H104ZM127 138V137H126ZM135 138V137H134ZM12 139V138H10ZM17 139V138H16ZM38 139V138H37ZM56 139L59 138L56 137ZM128 139V138H127ZM1 140V139H0ZM49 141L51 139H48ZM99 140V138H98ZM145 140V139H144ZM19 141V140H17ZM27 141V140H26ZM31 141V139H30ZM46 141V140H45ZM52 141V140H51ZM55 141V140H54ZM94 141V139L92 140ZM125 141V140H124ZM130 141V140H129ZM133 141V140H132ZM131 141V142H132ZM135 141V140H134ZM137 141V140H136ZM141 141V140H140ZM139 141V143H140ZM3 142V140H2ZM22 142V141H21ZM99 142V141H98ZM138 142V141H137ZM144 142V141H143ZM30 143V142H29ZM34 143V142H33ZM45 143V142H44ZM59 143H61V141H59ZM100 143V142H99ZM125 143V142H124ZM133 143V142H132ZM5 144V143H4ZM7 144V141H6ZM5 144V145H6ZM21 144V143H20ZM36 144V143H35ZM55 144V142H54ZM122 144V143H121ZM135 143H133V147ZM137 144V143H136ZM147 144V143H146ZM34 145V144H32ZM46 145V144H45ZM53 145V144H52ZM59 145V144H57ZM60 146V145H59ZM120 146V145H119ZM125 146V145H124ZM147 146V145H146ZM11 147V146H10ZM19 147V145H18ZM40 147V146H39ZM50 147V146H49ZM57 147V146H56ZM61 147V146H60ZM123 147V145L121 146ZM119 147V149L121 148ZM127 147V145L125 146ZM137 147V145H136ZM135 147V148H136ZM20 148V147H19ZM23 148V147H22ZM41 148V147H40ZM45 148V146H44ZM98 148V147H96ZM114 148V147H112ZM117 148V147H116ZM139 148V146H138ZM2 149V148H0ZM115 149V148H114ZM128 149V148H126ZM157 149V148H156ZM47 150V149H46ZM62 150V149H61ZM65 150V148H64ZM109 150V149H108ZM107 150V151H108ZM129 150V149H128ZM146 150V149H145ZM16 151V150H15ZM42 151V150H41ZM54 151V150H52ZM116 151V150H115ZM119 151V150H118ZM125 151V150H124ZM127 151V150H126ZM125 151V152H126ZM133 151V150H132ZM139 151V150H138ZM142 151V150H141ZM148 151V150H147ZM19 152V151H18ZM35 152L36 149L33 148L32 146L29 145H25L24 147V160L30 162L32 168L38 169L40 167V164L38 163V161L36 160V156H35ZM38 152V151H37ZM57 152V151H56ZM59 152V149H58ZM104 152V151H103ZM121 152V151H119ZM124 152V154H126ZM130 152V151H129ZM128 152V153H129ZM135 152V151H133ZM149 152V151H148ZM163 152V151H162ZM46 153V152H45ZM106 153V152H105ZM117 153V151H116ZM132 154V152H130ZM155 154H160L158 151L154 152ZM153 153V154H154ZM4 154V153H3ZM6 154V153H5ZM20 154V152H19ZM38 154V153H37ZM56 154V153H55ZM65 154V153H64ZM141 153H139L140 155ZM148 154V153H147ZM1 155V154H0ZM12 155V154H11ZM39 155V154H38ZM48 155V153H47ZM107 155H111L110 153ZM135 155V154H133ZM138 155V154H137ZM149 155V154H148ZM2 156V155H1ZM8 156V155H7ZM7 156L5 158H7ZM10 156V155H9ZM59 156V155H58ZM115 156H118L117 154ZM121 156V155H120ZM129 156V155H128ZM127 156V157H128ZM131 156V155H130ZM142 156V155H141ZM166 156V155H165ZM21 157V156H20ZM52 157V156H51ZM50 157V158H51ZM60 157V156H59ZM119 157V156H118ZM133 157V156H132ZM138 157V156H137ZM136 156L133 157L134 159L136 158L138 160ZM148 157V156H147ZM152 157V156H151ZM157 159V155L155 156ZM4 158V159H5ZM41 158V157H40ZM58 158V157H57ZM56 158V160H57ZM61 158V157H60ZM113 158V157H112ZM146 158V157H145ZM2 159V158H1ZM23 159V158H22ZM122 159V158H121ZM123 159L124 158L123 156ZM122 159V160H123ZM154 159V157H153ZM40 160V159H39ZM132 160V159H131ZM143 160V159H142ZM140 160V161H142ZM2 161V160H1ZM16 161V160H15ZM23 161L22 163L24 164ZM42 161V160H41ZM52 161V160H51ZM58 161V160H57ZM60 161V160H59ZM144 161V160H143ZM142 161V162H143ZM150 161V160H148ZM7 162V161H6ZM43 162V161H42ZM69 162V161H68ZM66 162V163H68ZM71 162V163H73ZM145 162V161H144ZM12 163V162H11ZM17 163V162H16ZM50 163V162H49ZM54 163V162H53ZM61 163V162H60ZM65 163V165H66ZM70 163V162H69ZM70 163V164H71ZM139 164V165H138ZM150 164V163H149ZM11 164L8 165V167ZM16 165V164H15ZM18 165V164H17ZM25 165V164H24ZM29 165V164H28ZM26 165V166H28ZM146 165V164H145ZM13 166V164H12ZM12 166H10L12 168ZM23 166V165H22ZM76 166V165H75ZM92 166V167H93ZM7 167V168H8ZM14 167V166H13ZM24 167V166H23ZM50 167V166H49ZM55 168V166H53ZM59 167V166H57ZM56 167V168H57ZM96 167V166H94ZM6 168V167H5ZM6 168V169H7ZM17 168V167H16ZM30 168V166H29ZM60 168V167H59ZM97 168V167H96ZM28 169V168H27ZM44 169V168H43ZM52 169V168H51ZM50 169V170H51ZM65 169V167H64ZM73 169V168H72ZM71 169V170H72ZM76 169V168H75ZM87 169V168H86ZM94 169V168H93ZM24 170V168H23ZM63 170V169H62ZM80 170V169H79ZM83 170H85V168H83ZM91 170V169H89ZM96 170V169H95ZM3 171V170H2ZM1 171V172H2ZM37 171V170H36ZM49 171V170H48ZM52 171V170H51ZM70 171V170H67ZM78 171V170H77ZM82 171V170H81ZM80 171V172H81ZM87 171V170H85ZM100 171V172H101ZM9 172V171H8ZM13 172H16L13 171ZM30 172V171H29ZM38 172V171H37ZM41 172V171H40ZM44 172V176L45 177V171ZM41 172V173H42ZM74 172V171H73ZM90 172V171H88ZM91 172H93L91 170ZM98 172V171H97ZM3 173V172H2ZM12 173V172H11ZM34 173V172H33ZM69 173V172H68ZM7 174V173H6ZM5 174V175H6ZM26 174V173H25ZM36 174V173H35ZM77 174V173H76ZM75 174V175H76ZM79 174V173H78ZM84 175V173H82ZM87 174V173H86ZM90 174V173H89ZM95 174V173H94ZM99 174V173H98ZM9 175V174H8ZM53 175V174H52ZM71 175V173H70ZM97 175V174H96ZM95 175V176H96ZM15 176V175H13ZM12 176V177H13ZM37 176V175H36ZM86 176V175H84ZM98 176V175H97ZM29 177V176H27ZM57 177V176H56ZM67 177V175H66ZM91 177V176H89ZM101 177V176H100ZM17 178V177H15ZM30 178V177H29ZM92 178V177H91ZM90 178V180H91ZM9 179V177H8ZM18 179V178H17ZM23 179V178H22ZM31 179V178H30ZM49 179V178H47ZM74 179V178H73ZM84 179V177L82 178ZM99 179V178H98ZM104 179V178H103ZM167 179H169L168 181L171 183V186L167 185L165 183V180L167 181ZM2 180V178H1ZM7 180V179H6ZM26 180V179H24ZM32 180V179H31ZM46 180V179H45ZM55 180V178H54ZM53 180V181H54ZM70 180V179H69ZM75 180V179H74ZM97 180V179H96ZM8 181V180H7ZM5 181V182H7ZM27 181V180H26ZM24 181V182H26ZM37 181V179H36ZM43 181V180H42ZM50 181V180H47ZM62 181V179L60 180ZM71 181V180H70ZM73 181V180H72ZM71 181V182H72ZM80 181V178H79ZM101 181V180H99ZM3 182V180H2ZM19 182V181H18ZM21 182V181H20ZM39 182H41L39 180ZM63 182V181H62ZM85 182V181H84ZM1 183V182H0ZM26 183H29L28 181ZM48 183V182H47ZM76 183V182H75ZM93 185V182H91ZM100 183V182H99ZM107 182L103 183V187L104 184ZM2 184V183H1ZM0 184V185H1ZM5 184V183H4ZM7 184V183H6ZM5 184V185H6ZM18 184V183H17ZM22 184V183H21ZM36 184V182H35ZM61 184V183H60ZM67 184V183H66ZM73 184V183H72ZM84 184V183H83ZM82 184V185H83ZM90 184V183H87ZM109 184V183H108ZM20 185V184H18ZM24 185L25 189H29L28 187L26 188L25 184ZM53 185V184H51ZM64 185V184H61ZM60 185V187H61ZM97 185V184H96ZM95 185V186H96ZM99 185V184H98ZM97 185V186H98ZM228 185V184H227ZM3 186V185H2ZM1 186V187H2ZM9 186V185H8ZM34 186V185H33ZM58 186V185H57ZM69 186V185H68ZM84 186V185H83ZM94 186V188H95ZM96 186V187H97ZM235 186V187H236ZM90 187V186H89ZM102 187V188H103ZM113 187V186H112ZM188 187V188H189ZM67 188V187H66ZM71 188V187H70ZM73 188V187H72ZM78 188V186H77ZM87 188V187H86ZM106 188V187H105ZM104 188V189H105ZM109 188V187H108ZM117 188V187H115ZM187 188V189H188ZM191 188V189H192ZM4 189L5 191L7 190V188L5 186H3V195L4 194ZM24 189V191L26 192V190ZM34 189V187H33ZM31 189V190H33ZM68 189V188H67ZM82 189V188H81ZM85 189V188H83ZM89 189V188H88ZM92 189V186L91 188ZM89 189V190H90ZM103 189V190H104ZM112 189V188H111ZM11 190V189H9ZM36 190H38V188H36ZM40 190V189H39ZM64 190V189H63ZM70 191V189H68ZM73 190V189H72ZM93 190V189H92ZM102 190V189H101ZM109 191V189H107ZM2 192V190H0ZM20 191V190H19ZM18 191V193H19ZM23 191V192H24ZM28 191V190H27ZM30 191V189H29ZM28 191V192H29ZM35 191V189H34ZM33 191V193H34ZM41 191V190H40ZM67 191V190H66ZM84 191V190H83ZM107 191V192H108ZM190 191V188H189ZM9 191L7 190L6 192V196L7 193ZM31 192V191H30ZM36 192V191H35ZM42 192V191H41ZM75 192V191H74ZM77 192V191H76ZM102 192V191H101ZM106 192V194H107ZM191 192V191H190ZM236 192V190H235ZM12 193V192H11ZM10 193V194H11ZM38 193V192H36ZM35 193V194H36ZM80 193V192H79ZM85 193V191H84ZM91 193V192H90ZM104 193V192H103ZM196 193V192H195ZM1 194V193H0ZM25 194V193H23ZM27 194V193H26ZM26 194L24 196H26ZM28 194H32V193H28ZM41 195V193H39ZM76 194V193H75ZM74 194V195H75ZM111 194V193H110ZM109 194V196H110ZM113 194V193H112ZM193 194V193H192ZM213 194V193H212ZM222 194V193H221ZM20 195V194H19ZM22 195V194H21ZM37 195V194H36ZM47 195V194H46ZM50 195V194H48ZM63 195V194H62ZM66 195V194H65ZM64 195V196H65ZM89 195V194H88ZM108 195V194H107ZM114 195V194H113ZM191 195V194H190ZM189 195V196H190ZM219 195V193H218ZM17 196V195H16ZM24 196H22V198H24ZM42 196V195H41ZM54 196V195H53ZM59 196V195H58ZM57 196V197H58ZM63 196V197H64ZM72 197V194L70 195ZM87 196V195H86ZM90 196V195H89ZM112 196V195H111ZM110 196V197H111ZM187 196V194H186ZM1 197V195H0ZM9 197V196H8ZM12 197V196H11ZM47 197V196H46ZM74 197V196H73ZM76 197V196H75ZM81 198V196H79ZM78 197V198H79ZM114 197V196H113ZM207 197V196H206ZM229 197V196H228ZM6 199V197H3ZM3 203L5 202L3 199ZM26 198V197H25ZM39 198L40 197H36ZM89 198V197H87ZM91 198V197H90ZM116 198V197H115ZM118 198V196H117ZM132 198V199H133ZM204 198V197H203ZM210 198V197H209ZM208 198V200H209ZM0 199V202H1ZM19 199V198H18ZM34 199V198H33ZM32 199V200H33ZM62 199V198H61ZM69 199V198H68ZM71 199V198H70ZM114 198H105L103 196V194L101 195L99 192H96L95 197L93 199V203H96L95 205L99 207V205H97L99 202H103V201H107L108 204L111 201H115L113 200ZM189 199V197H188ZM187 199V200H188ZM197 199V198H196ZM213 199V198H212ZM228 199V198H227ZM235 199V198H234ZM22 200V199H21ZM26 200V199H25ZM31 200V198H30ZM52 201V199H50ZM59 200V199H57ZM84 200V198H83ZM91 200V199H90ZM118 200V199H117ZM191 200V199H190ZM225 200V198H224ZM48 200H46L47 202ZM61 201V200H60ZM66 201V199H65ZM68 201V200H67ZM72 201H76L74 199H72ZM80 201V200H79ZM76 201V202H79ZM120 201V200H119ZM125 201L127 202V200L125 199ZM194 201V200H193ZM210 201V200H209ZM235 201V202H236ZM25 202V201H24ZM23 202V203H24ZM27 204L29 201H26ZM25 202V203H26ZM31 202V201H30ZM41 202V201H40ZM44 202V201H43ZM86 202V201H85ZM1 203V204H3ZM9 203L11 204V202L9 201ZM13 203V201H12ZM22 203V204H23ZM52 203V202H51ZM50 203V204H51ZM56 203V202H55ZM208 203V202H206ZM233 203V201L231 202ZM26 204V205H27ZM30 204V203H29ZM42 204V202H41ZM54 204V203H52ZM64 204V203H62ZM90 204V203H89ZM107 204V203H106ZM113 204V203H110ZM20 205V204H18ZM17 205V206H18ZM45 205V204H44ZM48 205V202H47ZM60 205V204H59ZM84 205V204H81ZM104 205V204H103ZM102 205V207H104ZM115 205V204H113ZM127 205V204H126ZM192 205V204H191ZM208 205V204H207ZM213 205V204H211ZM6 206V205H5ZM11 205H9L10 207ZM13 206V204H12ZM15 204V207H17ZM24 206V205H23ZM22 206V207H23ZM32 206V205H31ZM49 206V205H48ZM53 206V205H52ZM51 206V207H52ZM62 206V205H61ZM94 206V208L96 207ZM194 206V204H193ZM192 206V207H193ZM210 206V205H209ZM235 206V205H234ZM8 207V208H9ZM14 207V209H16ZM19 208H21V206H18ZM17 207V208H18ZM27 207V206H26ZM29 207V206H28ZM34 207V206H32ZM41 207V206H40ZM55 207V205H54ZM58 207V206H57ZM55 207V208H57ZM93 207V206H92ZM112 207V206H111ZM115 207V206H114ZM117 207V206H116ZM208 206H206L207 208ZM4 208V206L2 207ZM13 208V207H12ZM35 208V207H34ZM86 208V207H85ZM84 208V210H86ZM88 208V207H87ZM101 208V206H100ZM106 208V207H105ZM104 209V211H106ZM113 208V207H112ZM129 208V207H128ZM196 208V207H195ZM5 209V208H4ZM7 209V208H6ZM26 209V208H24ZM29 211L31 210L30 208H28ZM43 209V208H42ZM53 209V208H51ZM65 208H63L64 210ZM71 209V208H70ZM69 209V210H70ZM75 209V208H74ZM92 209V208H91ZM88 209V210H91ZM108 209V208H106ZM116 209V208H113ZM118 209V208H117ZM116 209V210H117ZM130 209V208H129ZM11 210V208H10ZM22 210V209H21ZM36 210V209H35ZM41 210V209H40ZM46 210V209H44ZM63 210L61 213H63ZM95 210V209H94ZM93 210V211H94ZM96 210H98L96 208ZM101 210V209H100ZM199 210V209H198ZM208 210V209H207ZM211 210V209H210ZM208 210V211H210ZM216 210V208H215ZM7 211V210H6ZM19 211V210H18ZM25 212H28L27 210H24ZM22 211V212H24ZM55 211H59L58 209H56ZM77 210L75 209L73 211L76 212ZM79 211V210H78ZM90 211V212H93ZM99 211V210H98ZM97 211V212H98ZM114 211V210H113ZM181 211V213L179 212ZM200 211V210H199ZM2 212V211H1ZM14 212V211H13ZM21 212V211H20ZM33 212V211H32ZM31 212L30 217L33 215ZM39 212V211H38ZM47 212V210H46ZM60 212V211H59ZM66 212V211H65ZM64 212V214H65ZM80 212V211H79ZM84 212V211H83ZM96 212V213H97ZM117 212V211H115ZM198 211H195V213ZM5 214H7V212H4ZM12 213V212H10ZM36 213V212H35ZM43 213V212H42ZM58 213V212H57ZM60 213V214H61ZM88 213V212H87ZM113 213V212H112ZM215 213V212H214ZM3 214V213H2ZM17 214V213H16ZM38 214V213H37ZM56 214V213H54ZM94 214V213H93ZM98 214V213H97ZM101 214V213H100ZM107 214H108V210H107ZM191 214V212H190ZM14 215V213L12 214ZM18 215V214H17ZM24 216H26L25 214H23ZM52 215V214H51ZM58 215V214H57ZM63 214H61V218ZM67 215V214H66ZM74 215V214H73ZM105 215V214H103ZM102 215V216H103ZM114 215V214H113ZM3 216V215H2ZM0 215V217H2ZM9 216V214L7 215ZM23 216V217H24ZM39 215H37L38 218ZM45 216V214H44ZM75 219H77L79 221L78 215L75 214ZM88 216V215H86ZM106 216V215H105ZM119 218H120V214H118ZM214 216V215H213ZM12 217V216H11ZM10 217V219H11ZM27 217V216H26ZM29 217V216H28ZM27 217V218H28ZM33 217V216H32ZM41 217V216H40ZM80 217V216H79ZM85 217V216H84ZM94 217V216H93ZM125 218V216H122ZM232 217V216H231ZM240 217V216H237ZM254 217V216H252ZM255 217H257V215H255ZM259 217V218H260ZM3 218V217H2ZM6 218V216H5ZM8 218V217H7ZM15 218V216H13V219ZM17 218V216H16ZM21 218V217H20ZM45 218V217H44ZM60 218V217H58ZM89 217H87L88 220ZM123 218V220H124ZM212 214H211V217ZM228 219V217H225ZM244 218V217H243ZM258 218V217H257ZM256 218V220H257ZM9 219V218H8ZM12 219V220H13ZM42 219V218H41ZM47 219V218H46ZM95 219L92 218V221ZM101 219V217L99 218ZM106 219V218H105ZM117 219V218H116ZM122 219V218H121ZM213 219V220H214ZM224 219V218H223ZM242 219V218H241ZM250 221L252 220L251 218H249ZM255 219V218H254ZM2 220V219H1ZM18 220V219H16ZM15 220V221H16ZM32 219L30 218V221ZM51 220V219H50ZM59 220V219H58ZM64 220V218H63ZM67 220V219H66ZM118 220V219H117ZM126 220V218H125ZM211 220V219H210ZM214 220V221H215ZM236 220V218H235ZM240 220V219H239ZM248 220V219H247ZM263 220V219H262ZM4 221V220H2ZM11 221V220H10ZM15 221H13L12 223H15ZM27 221V220H26ZM42 221V220H41ZM62 221V220H61ZM91 221V219H90ZM87 221V222H90ZM91 221V222H92ZM253 222H255L254 220H252ZM264 221V220H263ZM7 222V219H6ZM6 222H4L6 224ZM9 222V221H8ZM24 222V221H23ZM64 222V221H63ZM69 222V221H68ZM84 222V221H83ZM95 222V221H94ZM92 222L91 224L95 226L96 223ZM104 222V219L103 221ZM107 222V221H105ZM230 222V221H229ZM232 222V221H231ZM230 222V223H231ZM237 222V221H236ZM235 222V223H236ZM2 223V222H1ZM11 224V222H9ZM18 223V222H16ZM29 223V222H28ZM34 223V222H33ZM228 224V222H226ZM235 223H231V224H235ZM239 223V222H237ZM245 223V222H244ZM247 223V222H246ZM245 223V224H246ZM258 223V222H257ZM256 223V224H257ZM21 225H23L22 223H20ZM18 223V225H20ZM25 224V223H24ZM32 224V223H31ZM36 224V223H35ZM103 224V223H102ZM101 224V225H102ZM108 223H106L107 225ZM113 224V223H112ZM117 224V222H116ZM241 224V223H239ZM238 224V225H239ZM249 224V222L247 223ZM246 224V225H247ZM253 224V223H252ZM16 225V224H15ZM17 225V226H18ZM20 225V226H21ZM37 225V224H36ZM45 227L47 225L43 224ZM59 225H63V224H59ZM84 225V224H83ZM97 225V224H96ZM104 225V226H106ZM111 225V224H110ZM210 225V226H209ZM245 225V227H246ZM251 225V224H250ZM7 227V225H2V227ZM9 226V224H8ZM14 226V225H13ZM16 226V227H17ZM19 226V227H20ZM28 226H32L29 225ZM27 226V227H28ZM38 226V225H37ZM40 226V225H39ZM89 227L91 225H88ZM93 226V227H94ZM98 226V225H97ZM213 226V225H212ZM226 226V225H225ZM234 226V225H233ZM254 226V225H253ZM257 226V225H256ZM15 227V226H14ZM22 227V226H21ZM25 227V225L23 226ZM55 227V226H54ZM57 227V226H56ZM62 227V226H61ZM60 227V230L62 231ZM65 227V225H64ZM87 227V224H86ZM101 227V226H100ZM215 227V226H214ZM237 227V226H236ZM248 227V226H247ZM11 227H9L8 229H10ZM49 228V227H48ZM47 228V229H48ZM67 228V227H66ZM69 228V227H68ZM92 228V227H91ZM106 229L105 227H102V229ZM110 228V226H109ZM112 228V227H111ZM212 228V227H210ZM225 228V227H224ZM223 228V229H224ZM244 228V227H243ZM241 228V232L242 229ZM252 229L251 226L248 227V229ZM255 228V227H254ZM29 229V228H28ZM25 229V230H28ZM31 229V227H30ZM36 229V228H34ZM38 229V228H37ZM42 229V228H41ZM40 229V231H41ZM46 229V230H47ZM65 229V228H64ZM87 229V228H85ZM89 229V228H88ZM101 230V231H105V230ZM218 229V227H217ZM229 229V228H228ZM231 229V228H230ZM229 229V230H230ZM239 229V228H238ZM237 229V230H238ZM247 230V228H245ZM1 230V229H0ZM4 231L2 232H6L7 229H3ZM11 229V232L13 234L14 230ZM18 230V228L16 229ZM22 230V229H21ZM24 230V231H25ZM55 230V229H54ZM83 230V229H82ZM90 230V229H89ZM93 230V229H92ZM108 230V229H107ZM209 230V231H208ZM220 230V229H219ZM240 230V229H239ZM245 230V231H246ZM33 231V230H32ZM50 231V230H49ZM56 231V230H55ZM58 231V229H57ZM66 231V230H65ZM96 232V230H94ZM100 231V232H101ZM114 231V230H113ZM142 231H147L150 234H154V238L157 236L160 240L158 243L160 244V241H162L163 238H165L166 236H170L169 241H170V248L167 250L166 248H163L162 251L163 253H167V255H165L164 257H160L158 256L157 251H155L156 249H160L157 248V246L155 245L156 249H150L149 247H147L143 242L142 239L141 240V236L140 233ZM213 231V230H212ZM248 231V230H247ZM246 231V232H247ZM0 232V233H2ZM8 232V231H7ZM59 232V231H58ZM68 232V230H67ZM98 232V231H97ZM96 232V233H97ZM107 232V231H105ZM104 232V233H105ZM217 232V231H216ZM214 232V233H216ZM220 232V231H219ZM225 232V231H224ZM227 232V231H226ZM244 232V231H243ZM33 232H31L32 235ZM42 233V232H41ZM50 233V232H49ZM56 233V232H55ZM69 234L71 232H68ZM83 233V232H82ZM87 233V232H86ZM92 233V232H91ZM99 233V232H98ZM115 233V232H114ZM146 233V232H145ZM148 233V234H149ZM231 233V232H230ZM235 233V232H234ZM240 233V231H239ZM10 232H8V236ZM16 234V233H15ZM25 234V233H24ZM27 234V233H26ZM51 234V233H50ZM64 234V232H63ZM88 234V233H87ZM90 234V233H89ZM103 234V233H102ZM107 234V233H106ZM147 234V233H146ZM211 234V233H210ZM219 236L220 234L217 233ZM53 235V234H52ZM55 235V234H54ZM72 235V234H71ZM81 235V234H80ZM91 235V234H90ZM89 235V237H90ZM93 235V233H92ZM95 235V234H94ZM227 235V234H226ZM225 235V237H226ZM233 235V234H232ZM231 235V236H232ZM242 235V234H241ZM245 235V233H244ZM243 235V236H244ZM19 236V235H18ZM17 236V238H19ZM61 236V235H60ZM86 236V235H85ZM99 236H104L103 235H99ZM110 235H108L109 238ZM153 236V235H152ZM229 236V235H228ZM240 236V235H238ZM25 237V236H24ZM23 237V239H24ZM65 237V236H64ZM62 237V238H64ZM82 237V235L80 236ZM79 237V240H80ZM92 237V236H91ZM98 237V236H97ZM96 237V238H97ZM101 237V238H102ZM105 237V236H104ZM143 237V236H142ZM223 237V235H222ZM2 238V237H1ZM0 238V241H1ZM4 238V237H3ZM16 238V236H15ZM28 238V237H27ZM36 238V237H35ZM38 238V237H37ZM70 237H67L65 240H67ZM75 238V237H74ZM93 238V237H92ZM90 238V239H92ZM95 238V237H94ZM162 238V239H161ZM217 238V237H216ZM229 238V237H228ZM237 237H235L234 239H236ZM244 239V237H242ZM259 238V236L257 237ZM256 238V239H257ZM261 238V237H260ZM12 239V238H11ZM20 241L21 237L19 238ZM77 239V238H76ZM107 239V238H106ZM167 239V238H166ZM167 239V240H168ZM227 239V238H226ZM238 239V238H237ZM254 239V238H253ZM10 240V239H8ZM16 240V239H15ZM28 241L32 240L31 236H30V240L29 238L26 239ZM25 240V241H26ZM47 240V239H46ZM61 241H64L62 239H60ZM71 240V239H70ZM78 240V241H79ZM82 240L84 241V239L82 238ZM93 240V239H92ZM103 240V243L104 239ZM154 240V239H153ZM155 240H157V238H155ZM154 240V241H155ZM219 240V239H218ZM246 240V239H245ZM259 240V239H258ZM261 240V239H260ZM4 241V239H3ZM13 240H10V243H12ZM18 241V240H16ZM19 241V242H20ZM24 241V240H23ZM27 241V242H28ZM40 241V240H38ZM36 241V242H38ZM49 241V240H48ZM51 241V240H50ZM97 241V239H96ZM99 241V239H98ZM146 241V240H145ZM166 241V240H165ZM228 241V240H227ZM240 241V240H239ZM242 241V240H241ZM250 241V240H248ZM247 241V242H248ZM253 241V240H252ZM251 241V242H252ZM71 242V241H69ZM85 242V241H84ZM147 242V241H146ZM229 242V241H228ZM232 242V241H231ZM246 242V244H247ZM255 242V241H254ZM263 242V241H262ZM5 242H3V246ZM16 243V242H15ZM22 242H20L21 245ZM24 243V242H23ZM26 243V242H25ZM31 243V242H30ZM42 243V242H41ZM62 243V242H61ZM73 243V241H72ZM75 243V242H74ZM81 243V242H80ZM88 243V242H87ZM91 243L94 244L93 241H91ZM154 243V242H153ZM157 243V242H156ZM260 243V242H259ZM40 242L37 244L39 246ZM54 244V243H53ZM63 244V243H62ZM86 244V243H85ZM99 244V243H98ZM102 244V242H101ZM105 244V243H104ZM231 244V243H230ZM244 244V243H243ZM242 244V245H243ZM258 244V243H256ZM255 244V246H256ZM18 245V244H17ZM31 245V244H30ZM42 245V244H41ZM65 245V244H64ZM76 245V243L74 244ZM80 245V244H79ZM78 248L82 246L80 245ZM95 245V244H94ZM106 245V244H105ZM109 245V244H107ZM149 245V244H148ZM221 245V244H220ZM16 246V245H15ZM19 246V245H18ZM22 246V245H21ZM27 246V245H26ZM43 246V245H42ZM57 246V244H56ZM66 246V245H65ZM89 246V243L88 245ZM92 246V244H91ZM111 246V245H110ZM109 246V247H110ZM138 246L142 248L141 252H138L137 248ZM17 247V246H16ZM72 247V246H71ZM70 247V249H71ZM75 246H73L72 248H74ZM93 247H97V246H93ZM91 247V248H93ZM101 247V245H100ZM105 246H103L104 248ZM108 247V246H107ZM167 247V246H166ZM262 247V246H261ZM6 248V247H4ZM34 248V247H33ZM44 248V246H43ZM47 248V247H46ZM55 246L53 247V252ZM62 249V247H60ZM68 248V246H67ZM106 248V247H105ZM104 248V249H105ZM116 249L118 247H115ZM114 248V249H115ZM224 248V247H223ZM253 248V247H252ZM256 248H258L256 246ZM42 249V248H41ZM49 249V248H48ZM59 249V248H57ZM100 249V248H98ZM102 249V248H101ZM108 249V248H107ZM113 249V250H114ZM140 249V248H138ZM34 250V249H33ZM45 250V249H44ZM47 250V249H46ZM69 250V249H67ZM103 250V249H102ZM228 250V249H227ZM254 250V249H253ZM43 251V249H42ZM215 251V250H214ZM257 251V250H254ZM27 252V251H25ZM38 252V251H37ZM61 251H59L60 253ZM65 252V251H63ZM68 252V251H67ZM66 252V253H67ZM72 252V250L70 251ZM118 252V251H117ZM122 252H124L122 250ZM211 252V251H210ZM241 252V250H240ZM250 252V251H249ZM1 253V252H0ZM10 253V252H9ZM47 254H50V252H45ZM44 253V255H45ZM74 253V252H73ZM209 253V252H208ZM212 253V252H211ZM209 253V254H211ZM6 254V253H5ZM26 254V253H25ZM28 254V252H27ZM34 254V253H33ZM64 254V253H63ZM77 254V253H76ZM83 254V253H82ZM80 254V255H82ZM118 254V253H115ZM125 254V253H124ZM160 254V253H159ZM203 254V253H202ZM214 254V253H213ZM253 254V253H252ZM251 254V256H252ZM257 254V253H256ZM41 255V254H40ZM43 255V256H44ZM51 255V254H50ZM52 255H54L52 253ZM70 255V254H68ZM78 254V257H81ZM121 255V254H120ZM212 255V254H211ZM218 255V253H217ZM220 255V254H219ZM218 255V256H219ZM235 255V254H234ZM247 255V253H246ZM254 255V254H253ZM260 255V254H258ZM262 255V254H261ZM29 256V254L27 255ZM65 256V255H64ZM72 256H75L72 254ZM163 256V255H162ZM200 256V254H199ZM202 256V255H201ZM242 256V255H240ZM250 256V254H249ZM255 256V255H254ZM1 257V254H0ZM3 257V256H2ZM0 259L5 261V257ZM40 257V256H39ZM42 257V255H41ZM55 257V256H54ZM68 257V256H67ZM77 257V256H76ZM75 257V258H76ZM194 257V255H193ZM192 257V258H193ZM203 257V256H202ZM201 257V258H202ZM229 257V256H228ZM246 257V256H245ZM259 257V256H258ZM264 257V256H262ZM261 257V258H262ZM26 258V257H25ZM33 258V256H32ZM44 258V257H42ZM51 258V257H49ZM123 258V257H122ZM195 258V257H194ZM193 258V259H194ZM197 258L199 259V257L197 256ZM215 258V257H214ZM213 258V259H214ZM217 258V257H216ZM215 258V259H216ZM220 258V257H219ZM249 258V257H248ZM7 259V257H6ZM27 259V258H26ZM31 259V258H29ZM57 259V258H56ZM59 259V258H58ZM68 259H70L68 257ZM67 259V260H68ZM82 260H84V258H80ZM121 259V257H120ZM222 259V258H221ZM239 259V258H238ZM35 260V259H34ZM39 260V259H38ZM47 260V259H45ZM49 260V259H48ZM52 260V258L50 259ZM88 260V259H87ZM188 260V261H187ZM192 260V259H191ZM190 260V261H191ZM201 260V259H199ZM220 260V259H219ZM1 261V264H3ZM13 261V260H12ZM11 261V262H12ZM29 261V260H28ZM43 261V260H42ZM100 261V260H97ZM119 261V260H118ZM125 261V260H124ZM176 261V262H175ZM193 261V260H192ZM235 261V260H234ZM251 261V259H250ZM261 261V260H260ZM30 262V261H29ZM44 262V261H43ZM46 262V261H45ZM59 262V261H58ZM62 262V261H61ZM70 262V261H69ZM77 262V261H75ZM74 262V263H75ZM79 262V261H78ZM101 262V261H100ZM202 262V261H201ZM205 262V261H203ZM229 262V261H228ZM253 262V261H252ZM255 262V261H254ZM259 262V261H258ZM264 262V261H263ZM262 262V263H263ZM35 263V262H34ZM41 263V262H40ZM60 263V262H59ZM81 263V261L79 262V264ZM89 263V262H86ZM85 263V264H86ZM97 263V262H96ZM148 263V262H147ZM151 263V262H150ZM192 263V262H191ZM220 263V262H217ZM224 263V262H223ZM249 263V260H248ZM257 263V262H256ZM18 264V263H17ZM30 264V263H29ZM42 264V263H41ZM48 264V263H47ZM55 264V263H53ZM63 264H67L66 262H64ZM77 264V263H76ZM83 264V263H82ZM107 264V263H106ZM194 264V263H193ZM199 264H201L199 262ZM210 264V263H209ZM251 264V262H250Z\"/></svg>","mask_w":264,"mask_h":264}]
</instances>
